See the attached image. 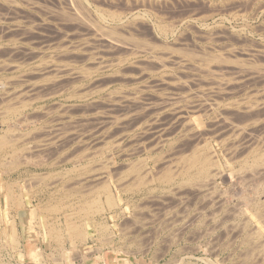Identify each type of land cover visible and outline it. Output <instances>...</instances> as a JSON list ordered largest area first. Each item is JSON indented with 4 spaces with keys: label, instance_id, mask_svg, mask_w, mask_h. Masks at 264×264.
<instances>
[{
    "label": "rangeland",
    "instance_id": "obj_1",
    "mask_svg": "<svg viewBox=\"0 0 264 264\" xmlns=\"http://www.w3.org/2000/svg\"><path fill=\"white\" fill-rule=\"evenodd\" d=\"M7 1V2H6ZM16 1V2H15ZM0 0V63L3 61V65H6L4 62H6L5 60H7V67L9 68L10 66H12V67H10L11 68V71H10V68L9 69H7L6 71H4L6 68H5V66H4V68L2 67V65L0 64V80H1V78L2 77H5V78H2V80H1V83H3V84H6V85H8V87H9V91H12V90H17L18 88H19V86H21L22 88H19V89H21V90H24V91H26V92H28V93H30V94H28V93H26L27 95H28V97L30 96L31 98H28V97H25L24 99H26V100H31V103H30V106L27 108V112L25 111V110H23L22 111V116H21V114L18 116V117H16L17 119H15V120H11V121H8V122H4V121H2L3 119H2V117H3V114L6 112L5 110H4V107H5V105H3L4 103H2L1 101H0V106L2 107V105H3V110L5 111H3L2 110V108L0 107V114H1V110H2V113L3 114H1L0 115V123L2 122L3 124H0V134H4L5 132H3V129H4V131H5V129H7V127L9 126L10 127V125L12 126H17V124H18V126L15 128V127H11L12 128V130H11V132H9V134H10V136H14V137H18V139L17 140H19L20 141V143H18L17 145H18V147H19V149L18 150H16V152L14 151V152H11V153H8L7 155L5 154V153H3L4 155H5V159H1V157H0V163L1 164H3L4 163V165H2V166H0V264H188V262L190 263V264H213L212 262H214L215 264H239L241 261L243 262V263H241V264H255L256 262V264H263V262H264V260H262L263 259V257L261 258V257H258V256H256V255H254V256H252V257H254V258H252V257H250L249 258V261L248 260H243L242 258H244V247L242 246H240L239 244L240 243H238V240H240L241 238H242V236L240 235V236H238L236 239H235V241L232 243V245H231V242H229L228 240H227V246H229V247H227L226 245H224V244H226L225 243V241L226 240H222L221 239V237H219L220 235L222 236V232H223V224L225 225V223L229 226V228L231 227V225H232V222H233V224L235 225L236 223H237V225L238 226H240V222L242 223V221H243V219H241L240 217H237L236 219H232V216H231V218H227L229 215H224L223 213H222V211L224 210V208H226V207H224L223 209H222V207H221V209H220V207H219V214L216 216L217 218H216V220H211L210 219V221H209V219L208 220H206L207 218H209V217H207V218H204V221H207V222H204V225H202L201 224V216H202V214H203V212L205 211V208H204V204L202 205V202H201V200L200 199H196L197 201H200V204H198L197 203V201L196 200H194V197L192 198V195L191 194H189V195H191V196H189L188 195V202H187V200L185 201V200H183V201H181V202H178L179 201V199L178 200H176L177 198V195L179 196V193L176 195L175 194V197L174 196H172V197H174L173 199L172 198H170L171 197V195H169L170 194V192L169 191H167L166 189H164L163 191H160V190H155L154 192H152V193H150L151 195H149L148 193H146V190L145 191H143V192H139V193H137V192H120L121 190L119 189V187H118V185L120 184L118 181H120V182H122L123 181V178L125 177V175L123 174V171H115V173H114V171L112 172V175L111 174H108V171H98L97 173H96V175H94L95 174V172L94 171H91L92 172V175H90L91 173H90V171H83V172H81V171H75V174H74V171H72V173H71V171L69 172V171H63L64 169L65 170H69V168L71 167V168H73L74 166H77V167H81L84 163L86 164V161H88L89 162V165H92V162L91 161H93V165L92 166H97L99 163H100V159H103V157H104V155H106V153H109V152H111V154L109 153V155L111 156L110 157V159H112L111 161H109L110 159L108 158L109 157V155H106L105 157H107L106 159L109 161V162H114V164L116 165V164H118L117 166H120L121 164H123L124 162H126V160H124L123 158L124 157H122L123 155H122V152H120V151H122L123 149H125V148H128V147H130L131 145H133V144H136L137 142L139 143L140 141L142 142L144 139H142V140H139L138 141V137H139V135L141 134V137L143 136L144 138H145V136H149V137H151V138H147L146 137V139L145 140H150L151 142L154 140V141H157V140H161V139H158L157 137H160V138H162L163 136H164V139H165V136H167V138H171V136H172V138H171V140L173 141V139L175 138V137H177L178 136V131H176L177 130V128H176V126H177V120L175 121V116L172 114V116H171V114L168 112V111H164V110H162V109H158V108H155V107H153V108H155V112H154V110H153V108H148L147 107V104H149V102L150 103H152V101H154L155 102V100L156 99H158V100H156V102L155 103H157V101H161L160 100V98H162V100L163 99H167V100H171V101H173V100H175L177 97H180V95L179 94H181V95H183V94H187V96L189 95V98H190V101H192L193 103H195V104H197V103H199V102H202V101H206L207 100V98H208V100L210 99V98H216V97H213V96H210V95H206V94H208L207 93V88H206V85L205 84H201V85H199V86H197V85H195V87L193 88V87H191L189 90L192 92V95H191V93H190V91H188V89H185V92L183 91L184 89H181V90H179V89H176V88H172L171 89V87L172 86H170V89H169V85H167L168 83V81L169 80H167L166 79V77L168 78V79H170L171 78V75H168V74H170L171 72H169L167 75H165V76H163V75H161L160 73H158V72H156L155 74H154V72L152 71L151 72V69L150 68H148L149 69V71H148V78L146 77L147 76V74L145 75H142L143 77H139V75H138V68L137 69H135L136 67H132V66H129L130 65V62H131V60L133 59V61H134V59H135V61L136 60H138L136 63H145V61L142 59V58H140L141 60H139V58H134V57H132V59L129 57V58H127L128 56L125 54V52H123L122 51V53H123V55L124 56H121L122 54H121V50H120V53H119V50L118 49H115V50H117V51H115L114 50V52L112 51V50H107V49H110V48H108V46H106L105 44H103L102 42L103 41H100V40H98L99 41V43L97 42V39L95 40V42L93 41L94 39L92 38V36L90 35V34H87L86 33V30H85V28H83L82 27V25L80 26L79 24H75V23H66V22H64L63 20H60L59 21V19L60 18H62V17H60L59 16V14L61 15V9L60 8H62L61 6H64V2L63 1H65V0ZM52 1V2H51ZM78 1V3H79V1H81L79 4L81 5L82 4V7L84 6V4L82 3L83 2V0H77ZM92 1V3H91V5L89 6V8L88 7H86V6H84L83 8L84 9H86L87 8V12H86V10L84 11L83 10V12H84V14L85 13H87V15L86 16H91L90 18L89 17H87V18H89V19H91V20H93L94 18L93 17H95V22L94 23H96V24H98V25H100V23H99V19L97 20V18L99 17L98 16V12L96 11L95 12V9H94V6H100L102 9H107V10H109V11H112V10H115V11H118L119 10V12H122L123 13V15L124 16H126L125 18H130V17H132V19L131 20H133V19H137L138 17H139V19H141L142 18V16H138V15H135L137 18H135V16H134V14L135 13H143L144 11H149L150 10V7H153V5H154V7L153 8H151V12L154 10V12H160L161 14H162V16L164 17V18H161V19H165V22H172V23H174L175 25L177 24H179V20L180 19H182V18H184L183 16L185 15V17H189V15L192 13V16H190L189 18H190V20H191V18H192V20H193V18H196V17H198L199 15L201 16V15H204V14H207V12H208V14L210 13V14H212V16L211 17H208V20H207V22H206V24H207V26H212V28L210 27V29H208V27L206 28V27H200V25L197 23V22H194V20H193V22H190L189 24L190 25H188V27H187V29L185 28V26H187L186 24H182V25H180L179 24V26L176 28L177 29V34L181 31V33L184 31V33H182L181 35L183 36V38H182V36L181 35H179L180 36V39H183V40H187L188 42L190 41V40H188V39H190L191 37L192 38H194V36L196 37L195 39H192L191 38V41H193V42H191V43H188L187 41L185 42V41H182V42H180V44L181 43H183V42H185L186 44L188 43V45L189 44H192V43H194V42H200V41H202L201 39L203 38L204 39V37L203 36H201V35H204L206 32L207 33H210V35H213L214 33H215V37L218 39H216L215 37H213V36H211L212 37V40H213V38H214V40L212 41V42H214V43H217V44H219V45H221V44H234V46L235 47H242L243 45L245 46V45H247L246 47H248L249 48V50H254V51H256L257 49H261V46L264 44V23L262 22V21H264L263 19H264V14H262V13H264V11L263 12H257V11H250V9L246 12V11H244V9H245V6H244V4L242 3V2H236V0H214L215 2V4H216V6L215 7H213L214 5H212V7H211V5H210V7H209V2H210V0H167V2H166V0H159V1H157V0H151L152 1V4H151V2H149L150 0H147V2H146V0L144 1V0H129V2H128V0H102V1H99V0H90V2ZM117 1V2H116ZM124 1H127L126 3L124 2ZM135 1H136V3H135ZM157 1V2H156ZM161 1V2H160ZM165 1V2H164ZM206 3H204V2ZM218 1V2H217ZM58 2V3H57ZM100 2V3H99ZM104 2V3H103ZM110 2V3H109ZM141 2V3H140ZM154 2V3H153ZM164 2V3H163ZM208 2V3H207ZM225 2H227V3H225ZM228 2H230V3H228ZM233 2V3H232ZM103 3V4H102ZM146 5H145V4ZM161 3V5L159 6V4ZM203 3V4H202ZM224 3V4H223ZM238 3V4H237ZM11 6L12 4H13V7L11 6V10L9 9V6ZM98 4H100V5H98ZM105 4H106V6H105ZM114 4V5H113ZM136 4L138 5V6H136ZM150 6H149V5ZM93 5V6H92ZM103 5V6H102ZM116 5V6H115ZM152 5V6H151ZM249 6H250V4H248ZM8 6V7H7ZM16 6H18L17 8H16ZM60 6V7H59ZM111 6V7H110ZM186 6V7H185ZM190 6V7H189ZM217 6H219V7H217ZM242 6V7H241ZM99 7V8H100ZM109 7V8H108ZM133 7H135L134 9H132ZM149 7V8H148ZM205 7V8H204ZM207 7V8H206ZM220 7H221V9H220ZM226 7V8H225ZM32 8H34V9H32ZM52 8V9H51ZM59 8V9H58ZM82 8V9H83ZM91 8H92V10H91ZM115 8V9H114ZM137 8V10L139 11H135V9ZM139 8V9H138ZM145 8V9H144ZM198 8V9H197ZM216 8H217V10H216ZM45 9V10H44ZM50 9V10H49ZM94 9V10H93ZM125 9H126V11H125ZM131 11H130V10ZM149 9V10H148ZM153 9V10H152ZM193 9H194V11H193ZM226 9V10H225ZM232 9V10H231ZM234 9V10H233ZM235 9H236V11H235ZM243 10V13H242V10ZM10 10V11H9ZM88 10H90V12H88ZM134 10V11H133ZM144 10V11H143ZM212 10V11H211ZM214 10H215V12H214ZM220 10V11H219ZM229 10L230 11H232V13H236L237 14V16H239V17H236V18H230L232 15H231V12H229ZM238 10V11H237ZM17 11V12H16ZM59 13H58V12ZM93 11H94V13H93ZM125 11V12H124ZM133 11V12H132ZM192 11V12H191ZM195 11H196V13H195ZM216 11H218V12H216ZM222 11V12H221ZM51 12V13H50ZM154 12H152V13H154ZM186 12V13H185ZM190 12V13H189ZM199 12V13H198ZM204 12V13H203ZM211 12H213V13H211ZM91 13V14H90ZM96 13V14H95ZM131 13H132V15H131ZM158 13H156V15L158 14ZM158 14L157 16H161V14ZM194 13H195V15H194ZM228 13V14H227ZM240 13H241V15H243L244 14V16L246 17V20L245 21H243L240 17ZM252 13V14H251ZM254 13V14H253ZM22 14V15H21ZM155 14V13H154ZM177 14V15H176ZM198 14V15H197ZM207 14V15H208ZM227 14V15H226ZM239 14V15H238ZM246 14V15H245ZM57 15V16H56ZM97 15V16H96ZM170 15V16H169ZM181 15V16H180ZM188 15V16H187ZM223 15V16H222ZM231 15V16H230ZM159 16V17H160ZM195 16V17H194ZM230 16V17H229ZM178 17H179V19H178ZM181 17V18H180ZM226 17V18H225ZM18 18V19H17ZM154 19H155V16H154ZM154 19H141V21H143V22H140V21H138L137 22V20L135 21V26H133V28H136V27H138V28H136V30L135 29H133L132 31H131V33L134 35V38H141V39H144V37H145V39H147V38H151L152 37V40L150 39V41H152V42H154V43H156L157 42V44H161V42L159 41L158 42V40H160V39H162L161 37L160 38H157L156 37V39H158L157 41H156V39H155V36L156 35H158L159 36V34H158V31H156V29H152V26H151V24L152 23H154L155 21H156V19L154 20ZM220 19V20H219ZM228 19V20H227ZM231 19V20H230ZM233 19V20H232ZM238 19V20H237ZM169 20V21H168ZM175 20V21H174ZM191 20V21H192ZM144 21H146L147 22V24H149L150 26H148V25H146V22H145V24H140V23H144ZM153 21V22H152ZM174 21V22H173ZM178 21V22H177ZM57 22V23H56ZM98 22V23H97ZM240 22V23H239ZM62 23H64V24H62ZM219 23H221V24H223V27H222V25L221 24H219ZM247 24V25H244V24ZM18 26H16V25ZM137 24H139V25H137ZM191 24H195V26L199 29V31H198V29H196V27L195 26H193V25H191ZM197 24V25H196ZM212 24V25H211ZM218 24L220 25V26H218ZM64 25V26H63ZM140 25H141V28H140ZM146 26V27H143V28H147V29H143L142 28V26ZM241 25V26H240ZM244 25V26H243ZM258 25V26H257ZM76 26V27H75ZM79 26H80V28H79ZM189 26H191V27H193V30H191L192 28L191 27H189ZM260 26V27H259ZM261 26H262V28H261ZM10 27H12L11 29V31H5V29L7 28L8 30H10ZM16 27L19 29H16ZM26 27V28H25ZM82 27V28H81ZM150 29H149V28ZM182 27V28H181ZM20 28H21V30H20ZM47 28V29H46ZM140 28V29H139ZM194 28L196 29V31L194 30ZM201 28V29H200ZM206 28V29H205ZM214 28V29H213ZM32 29V30H31ZM59 29V30H58ZM143 29V30H142ZM179 29V30H178ZM190 29V30H189ZM256 31H255V30ZM15 30V31H14ZM26 30V31H25ZM209 30H210V32H209ZM215 30L217 31V32H215ZM224 30H226V31H224ZM262 30V31H261ZM13 31V32H12ZM77 31V32H76ZM80 31V32H79ZM83 31V32H82ZM139 33H138V32ZM141 31V32H140ZM155 32V33H152V32ZM191 31V32H190ZM196 32V33H193L192 34V32ZM200 31H201V33L202 34H200ZM213 31V32H212ZM228 31V32H227ZM244 31V32H243ZM4 32V33H3ZM74 32H75V34H74ZM101 32H103V30H101ZM151 32V33H150ZM190 32V33H189ZM198 32V33H197ZM257 32H258V34H257ZM261 32V33H260ZM7 33V34H6ZM85 33H86V35H85ZM141 33V34H140ZM146 33H150L149 35H147ZM185 33H187V34H185ZM191 34V37L190 38H188L189 37V34ZM213 33V34H212ZM221 33V34H220ZM14 34V35H13ZM20 34V35H19ZM61 34V35H60ZM84 34V35H83ZM126 34V33H125ZM138 34V35H137ZM143 34H145V36L143 35ZM154 35V38H153V35ZM180 34V33H179ZM184 34V35H183ZM199 34V35H198ZM216 34H217V36H216ZM2 35V36H1ZM31 35V36H30ZM76 35H79V37L78 36H76ZM127 35V34H126ZM138 37H137V36ZM150 35H152V36H150ZM194 35V36H193ZM218 35L220 36V38H221V35H222V37H223V39L221 40L219 37H218ZM226 35V36H225ZM231 35H237V37L239 38V40H240V42L236 39H233V37L231 36ZM241 35V36H240ZM244 35V36H243ZM66 36H68V37H66ZM150 36V37H149ZM197 36H198V38H197ZM201 36V37H200ZM227 36H229L230 38L228 39V37ZM261 36V37H260ZM2 37V38H1ZM92 38L93 40H88L89 41V43H88V41L86 40L87 38ZM227 39H226V38ZM236 36L234 37V38H237ZM240 37H242V38H245L246 40H243L242 38H240ZM11 38H13V39H11ZM67 38V39H66ZM186 38H188V39H186ZM199 38H200V40H199ZM232 38V40H230ZM248 38V39H247ZM258 38V39H257ZM17 39V40H16ZM84 39L86 40V41H84ZM171 39V40H170ZM13 40V41H12ZM80 40V41H79ZM155 40V41H154ZM173 39L172 38H169V42H171ZM198 40V41H197ZM220 40V41H219ZM8 41H10V42H8ZM65 41V42H64ZM67 41V42H66ZM73 41V42H72ZM75 41V42H74ZM77 41V42H76ZM225 41V42H224ZM236 41H238V42H236ZM250 41V42H249ZM2 42V43H1ZM62 42V43H61ZM72 42V43H71ZM81 42V43H80ZM82 42H87V44H85L84 46H88L89 44L91 45H89V47H87V49L86 48H84L85 49V51H86V53H92V50L94 51L93 52V55L96 57V58H99V60H101L102 59V61L105 63V61L104 60H106L107 59V61H106V63L108 62V59H109V61H111V62H108V63H112V62H114L113 61V59L114 60H116L117 61V59L119 58V56H120V58H127V60H126V62H125V60H124V64L122 65V66H120V67H118V69H119V71H117V73L119 74V72H120V74H119V76H113V78L115 79H113V81L114 82H112V77H110V75H113L112 74V72H114V70L112 69V70H105L104 72L103 71H96V73L95 72H93L90 76L91 77H89V81L91 80V79H93L94 77L96 78V77H101V76H104L105 78L107 77V79H105L104 77H101V78H99L100 80H101V82H102V80H104L103 82H105L104 83V86H102L103 85V82L101 83L100 82V80H96L95 78H94V80H92V81H90V83L88 84V79L86 80V81H83V85H84V87H83V85L82 84H80V83H78V82H75L74 80V82H72V80H70L71 78H69L68 77V71H67V67H68V69H69V67L71 68V67H79V66H81V64L82 63H80V61H79V59H77V56H78V54H76L75 55V50H77V48L79 47V45L80 44H82ZM91 42H93V43H91ZM129 42V44H134V41L133 40H129V41H127V43ZM241 42L243 43L242 45H241ZM245 42V43H244ZM254 42V43H253ZM260 42H262V43H260ZM62 44V46H63V48H65L66 46L68 47L69 46V49L68 50H63V48H62V46L61 47H59L61 44ZM66 43V44H65ZM69 43V44H68ZM77 43H79V44H77ZM96 45H95V44ZM105 43V42H104ZM185 43L184 44H182V45H176V46H182V48H185L186 46H188V45H186L185 46ZM238 43V44H237ZM247 43H249V44H247ZM13 44H14V46H13ZM31 44V45H30ZM60 44V45H59ZM77 44V46H75ZM101 44V45H100ZM235 44H237V46L235 45ZM256 44V45H255ZM259 44V45H258ZM18 45H19V48H18ZM20 45H22V47L20 46ZM48 45H50V46H48ZM58 45V46H57ZM104 45L106 46V48L104 47ZM192 45H194V44H192ZM241 45V46H240ZM261 45V46H260ZM2 46V47H1ZM4 46V47H3ZM15 47L14 49H11L10 47ZM48 46V47H47ZM57 46V48L59 49V50H57V49H55V47ZM101 46V47H100ZM12 47V48H13ZM53 47H54V49H53ZM91 47V48H90ZM94 47V48H93ZM98 47V48H97ZM158 47H159V45H158ZM191 46L189 45L188 46V48L189 49H191L190 48ZM245 47V48H246ZM250 47H251V49H250ZM256 49H255V48ZM258 47V48H257ZM18 50H17V49ZM46 48V49H45ZM60 48H62V49H60ZM102 48V49H101ZM160 48H162L161 50H163V47H160ZM244 48V47H243ZM248 48H246V49H248ZM11 49V50H10ZM20 49V50H19ZM24 49V50H23ZM32 51H31V50ZM262 49H264V46L262 47ZM3 51V53H2V51ZM10 52H9V51ZM13 50H14V52H13ZM16 50V51H15ZM28 50V51H27ZM72 50H73V52H72ZM88 50V51H87ZM100 50V51H99ZM8 51V52H7ZM30 51V52H29ZM40 51V52H39ZM43 51V52H42ZM55 53H54V52ZM112 51V52H111ZM26 54H25V53ZM38 52V53H37ZM42 52V53H41ZM64 52H67V54L66 53H63ZM71 52V53H70ZM116 52H117V54H116ZM5 53V54H4ZM9 53V54H8ZM21 53V54H20ZM30 55H29V54ZM61 53H62V55H63V60L61 59V58H59V57H62V55H61ZM74 53V54H73ZM103 53V54H102ZM106 53V54H105ZM127 53V52H126ZM14 54V55H13ZM38 55L36 58H35V56L34 55ZM51 54V55H50ZM58 54V55H57ZM70 54H72V55H70ZM111 54V55H110ZM113 54V55H112ZM2 55V56H1ZM39 55H40V57H41V59H38V57H39ZM46 55V56H45ZM56 55V57H58L57 59H52V58H54V56ZM61 55V56H60ZM66 55V56H65ZM74 55H75V59H74ZM100 57H99V56ZM6 56V57H5ZM15 56V57H14ZM33 56H34V58H33ZM116 56V57H115ZM3 57H5V58H3ZM39 57V58H40ZM52 57V58H51ZM70 57H71V59H70ZM118 57V58H117ZM10 58V59H9ZM12 58V59H11ZM23 58V59H22ZM28 60H27V59ZM30 58V59H29ZM71 60V62L69 61V59ZM105 58V59H104ZM123 58V59H124ZM254 57H252V59H253ZM1 59H3V60H1ZM5 59V60H4ZM10 61H9V60ZM17 59V60H16ZM32 59L35 61V59H36V61L34 62H32ZM44 59H46L45 61L46 62H44L43 60ZM50 59H52L53 61H54V63H53V61H48V60H50ZM62 61H61V60ZM67 59H68V61H67ZM129 59V60H128ZM255 59V60H254ZM253 59V62L254 61H258V59H256V58H254ZM24 60H26V61H28V62H26V61H24ZM40 60H42V61H40ZM66 60V61H65ZM98 60V59H97ZM143 60V61H142ZM14 61V62H13ZM19 64V61H20V66H21V68H20V70H18V68H19V65L17 64L16 65V62ZM50 62V63H48V62ZM62 62L61 63V65H60V63H58L59 65H60V69H62L61 71H60V69H57L56 67L57 66H55V68H56V70H54L55 71V74H53V70L52 71H49L48 70V73L46 74H42V77L43 78H47L48 77V79H51V78H59V79H57L56 81H55V79L54 80H46L45 79V81L43 80V79H41L40 80V82H38L39 81V79L41 78V76L39 75L38 76V74L36 75V77H35V75L33 76L34 78H37V79H34V78H32V76H31V78L33 79H31V78H28L29 76H30V72H31V70H35L36 68H37V66H34V65H36L37 64V62H40L39 63V66L41 65H43L44 63V65H46V63H48V64H55L56 65V63L57 62ZM74 61V62H73ZM78 61V62H77ZM25 62V63H24ZM52 62V63H51ZM64 62H66V64L64 63ZM68 62H70V63H68ZM77 62V63H76ZM128 62V63H127ZM263 62V64H264V60L262 61ZM12 64V63H14V66L13 65H10V64ZM23 63L24 64H26V66H24L23 67V70H22V66H23ZM36 63V64H35ZM43 63V64H42ZM75 64L76 66H74V65H72V64ZM8 64H9V66H8ZM31 64H33V65H31ZM67 64H69V65H67ZM28 65H30L29 67H28ZM62 65H63V67H62ZM125 65H127L128 67H126V69L125 68H122V67H125ZM141 65V64H140ZM15 66H17L18 68H16ZM117 66V65H116ZM142 66H145V64H143ZM248 66V65H247ZM251 66V65H250ZM13 67H14V69H13ZM28 69H27V68ZM33 67V68H32ZM35 67V68H34ZM62 67V68H61ZM64 67H66L65 69H64ZM130 67V68H129ZM131 67H132V69H135V70H133L132 72L134 73L135 72V75L134 74H132V73H129V72H131ZM31 68V69H30ZM54 68V69H55ZM114 68H116L117 69V67H115L114 66ZM128 68H129V70H128ZM3 69V70H2ZM13 69V70H12ZM17 69V70H16ZM27 69V70H26ZM30 69V70H29ZM63 69H64V71H63ZM251 70L252 71H255V70H253L252 68H251ZM3 71V72H2ZM9 71V72H8ZM21 71V72H20ZM26 71H28L27 73H26ZM30 71V72H29ZM58 71L61 73H58ZM67 71V72H66ZM248 71H250V68H249V70H247V71H244V73H247ZM252 71H250V73L252 72ZM5 72H8V73H6V75H2V74H5ZM14 72H16V73H14ZM23 72V73H22ZM57 72V73H56ZM109 72V73H108ZM126 73V77H125V74L124 73ZM12 73V74H11ZM19 73H22V74H19ZM33 73V72H32ZM35 73V72H34ZM33 73V74H34ZM52 73L53 74V76L52 75H50V74ZM64 73V74H63ZM66 73V74H65ZM91 73V72H90ZM95 73V74H94ZM106 73H108V74H106ZM127 73H128V77L132 80H130L129 81V78H127ZM151 73V74H150ZM174 73L175 74H177V72H175L174 71ZM16 74H19V76H17ZM59 74V75H58ZM101 74V75H100ZM110 74V75H109ZM124 74V75H123ZM1 75H2V77H1ZM14 75V76H13ZM15 75H16V78H14L15 77ZM24 75V76H23ZM27 75H29V76H27V78H25ZM49 75V76H48ZM55 75H58L57 77L55 76ZM61 75V76H60ZM94 75V76H93ZM106 75V76H105ZM121 75H123L122 76V78H123V80L122 79H119L120 77H121ZM132 75V76H131ZM136 75H138L137 77L138 78H140V79H138L137 77H136ZM153 76L154 75V77L155 76H157V77H155L156 78V80H155V78L154 77H151V76ZM159 75H160V77H159ZM174 75V74H173ZM185 74L183 73V76H184ZM228 75H231L230 77H229V79L230 78H233V80H229L231 83L233 82V81H235L236 79L238 80V82L241 80V82H242V84H241V82H239L240 84H235L236 83V81L235 82H233L231 85L230 84H228L227 86H226V90L229 92V90L231 91L232 89V93L233 94H231L230 92L228 93L229 95H230V97H231V99H234V101L236 100V101H245L244 103H246V101L247 102H250V101H253L252 99H255V97L256 98H264V94L262 93V92H260V91H264V85H262V84H264V77H260L259 78V76H258V78L257 77H250V79H252V81L251 80H248L249 78V76H244L243 77V75H236V73H232V74H227L226 75V78H228L227 76ZM7 76L9 77H13L14 79H15V81L16 82H21L22 80L24 81V80H26V79H28V80H26V82L24 83L23 81L20 83V85H19V83L17 84L16 82H13L12 81V79L13 78H11L10 80H9V78H7ZM22 76H23V79H22ZM51 76V77H50ZM55 76V77H54ZM108 76H109V78H108ZM141 76V75H140ZM161 76H163L162 78H163V80L162 81H160L161 79ZM189 76H191L190 74H189ZM237 76H238V78H237ZM18 77H19V79H18ZM50 77V78H49ZM63 77V78H62ZM69 78V80L72 82V84H67V83H65L68 79H66V78ZM116 77H118V78H116ZM159 77V78H158ZM170 77V78H169ZM192 77H195V76H193L192 75ZM236 77V78H235ZM239 77H241V78H239ZM246 77V78H245ZM66 79V81L65 80H62V79ZM125 78H126V83H125ZM138 81H140V83H139V81L138 82H136V80ZM151 78V80L152 81H150V80H148V79H150ZM164 78L166 79L165 81H164ZM190 79H191V77H189ZM235 78V79H234ZM244 78V79H243ZM254 78H256V79H254ZM3 79H5V80H3ZM7 79V80H6ZM18 79V80H17ZM20 79H22V80H20ZM29 79H31V81H29ZM109 79H111V81H106V80H109ZM159 79V80H158ZM240 79V80H239ZM247 79V81H245ZM259 79H261V80H259ZM20 80V81H19ZM37 82H36V81ZM44 81V84H43V81ZM116 80H117V82H116ZM246 82V83H243L244 81ZM5 81H7V82H5ZM12 81L13 83H15V84H12V82H11V84H9L10 82ZM30 83H29V82ZM33 81L36 83V85L33 83ZM56 83H55V82ZM57 81H59V83L57 82ZM61 81V82H60ZM65 81V82H64ZM95 81V82H94ZM97 81V82H96ZM120 81V82H119ZM122 81V82H121ZM155 81H156V83H155ZM158 81V82H157ZM5 82V83H4ZM32 82V83H31ZM42 82V85L43 86H41L40 85V83ZM45 82H47V83H45ZM68 82V81H67ZM112 82V83H111ZM128 82H130V84H128ZM133 82H135V83H133ZM142 82H144L143 83V86H142ZM145 82H147L146 84H145ZM166 82V83H165ZM202 82H203V80H202ZM248 82V83H247ZM263 82V83H262ZM0 83V84H1ZM27 83H29L31 86L32 85H35L34 86V88L35 89H38L39 88V86H38V84L40 85V88L42 89H44V90H46V94H45V92H44V90H43V92H44V95H43V93H42V95H41V91H39L40 89H38V91L37 90H34V88L33 87H31L30 85H28ZM38 83V84H37ZM49 83V84H48ZM61 83H62V86H61ZM68 83H70V82H68ZM74 83H76V86H81V87H83L82 89L81 88H77L76 86H75V84ZM98 83H99V85H101V86H98ZM108 83V84H107ZM120 83H122V84H120ZM151 83V84H150ZM155 85H154V84ZM160 83H161V85H160ZM163 83H164V85L165 86H163ZM206 83V82H205ZM45 84H47V85H45ZM54 86L53 88H52V86ZM74 84V85H73ZM85 84H87V85H85ZM96 85V86H92V85ZM118 84V85H117ZM124 84H126V85H124ZM128 84V85H127ZM140 84V85H139ZM144 84H145V86L146 87H144ZM147 84H149V85H147ZM152 84L154 85L153 86V88L151 89L150 87H152ZM14 85V86H13ZM26 85H28V86H30L29 88H28V86H26ZM50 87H49V86ZM64 85H66V86H64ZM74 86L72 89H71V86ZM88 85H90V87L88 86ZM110 85V86H109ZM119 85H120V87H119ZM121 85H124V86H121ZM131 85H133V86H131ZM151 85V86H150ZM160 86V87H158V86ZM205 85V86H204ZM237 85V86H236ZM240 86V88H239V86ZM2 86V85H1ZM23 86H26V89H29V90H26L25 88L23 89ZM45 86L46 87H48V88H46L45 89ZM61 86V87H60ZM65 87V89H64V87ZM85 86H88L87 87V90H85L86 89V87ZM98 86V88H99V90H96V89H94L95 87H97ZM106 86V87H105ZM118 86V87H117ZM128 86H129V88H128ZM131 86V87H130ZM196 86H197V89H196ZM203 87V89L201 88V87ZM234 88H233V87ZM262 86V87H261ZM7 87V88H8ZM13 89H12V88ZM16 87H17V89H16ZM70 87V88H69ZM92 87V88H91ZM116 87V88H115ZM124 87H126V89L124 88ZM133 87H134V89H133ZM147 87H149V88H147ZM163 87V89L164 90H161V88ZM164 87H168L166 90H165V88ZM229 87V88H228ZM244 87V88H243ZM30 88H32L33 89V93H32V89H30ZM59 88H63L64 90H61V89H59ZM85 88V89H84ZM88 88H91V89H93L94 90V92H93V94L91 93V89H88ZM104 88H106V89H104ZM108 88V89H107ZM121 88V89H120ZM132 90H131V89ZM137 88V89H136ZM139 88V89H138ZM140 88H141V90H140ZM232 88V89H231ZM238 88V89H237ZM256 88V89H255ZM260 88V90H258ZM263 88V89H262ZM18 89V90H19ZM47 89H49L48 91H47ZM58 89V90H57ZM68 89H70L71 90V92H70V90H68ZM101 89H103V90H101ZM110 89V90H109ZM115 91H114V90ZM119 89V90H118ZM145 91H144V90ZM158 89V90H157ZM206 89V90H205ZM234 89H236V90H234ZM244 91H243V90ZM256 90L255 92H256V94L257 95H259V97H257V95L256 94H254V90ZM54 90V91H53ZM56 90V91H55ZM77 90V91H76ZM87 91L88 92V95L89 94H92V96H90L91 98L89 99L90 101H91V99H94V100H92V101H95V102H88L87 101V103H88V105L86 104V102H84L83 103V101H81L80 102V100H75L76 98L75 97H69V96H75V95H72L74 92L73 91H76V92H78V91ZM90 90V91H89ZM109 90V91H108ZM111 90H113V91H111ZM137 92H135V91ZM139 90V91H138ZM155 90V91H154ZM172 90H173V92L174 93H176L177 94V90H178V93L179 94H177V95H179V96H176V95H174V97H175V99H172V98H174L173 97V95L172 94H174V93H172ZM196 90H198L197 92V94H195L196 93ZM239 90V91H238ZM8 91V90H7ZM29 91H31V92H29ZM49 91H51L50 93H49ZM53 91V92H52ZM59 91V92H58ZM66 91V92H65ZM68 91V92H67ZM78 92V94L79 93H81V92ZM104 91V92H103ZM122 91V92H121ZM126 91V92H125ZM128 91H129V93H128ZM133 91H134V93H133ZM164 91H166V93H164ZM176 91V92H175ZM188 91V92H187ZM205 92V97L203 96V92ZM241 91V92H240ZM249 91V92H248ZM257 91L259 92V93H257ZM37 94H36V93ZM39 92H40V94H39ZM64 92V94H62V93ZM73 92V93H72ZM75 92V93H76ZM90 92V93H89ZM96 92H98V94L96 95ZM109 92H110V95L112 96V94L114 95V96H116L117 97V95L119 96V95H121V96H119V97H117L118 98V100H117V98L116 97H114L113 96V98L111 97V101L109 102V101H107L108 99H110V98H105V97H107V95H105V94H108V97H109ZM113 92V93H112ZM121 92V94H119V93ZM124 92V93H123ZM133 93V94H131V93ZM140 92V93H139ZM168 92H170V93H172L171 94V96H169L170 97V99L169 98H167V96L168 95H170V93H168ZM184 92V93H183ZM193 92H195V93H193ZM200 92H202L201 94H200ZM236 92H237V94H236ZM35 93V94H34ZM52 93H54V95H52ZM58 93V95H56V94ZM60 93V94H59ZM67 93V94H66ZM69 93V94H68ZM128 93V94H127ZM139 93V94H138ZM150 93V94H149ZM163 94V96H166V94H167V96L165 97V98H163V96H161L162 94ZM246 93V94H245ZM252 93L254 94L253 96H254V98H253V96L252 97H250L249 99L247 98L248 96H251L252 95ZM260 93H262V94H260ZM32 94V95H31ZM35 96H34V95ZM52 96H51V95ZM71 94V95H70ZM77 94V93H76ZM127 95V96H125V95ZM134 94H138V96L140 97V100L138 101H136V99H138L139 97L137 96V95H134ZM143 94H146V96L145 95H143ZM198 94H200V95H198ZM248 94H250V95H248ZM6 94H4V96H5ZM38 95H40V98H39V96ZM48 95V97H46V96ZM67 95H69V96H67ZM101 95V96H100ZM129 95H130V97H129ZM141 95V96H140ZM147 95H148V97H147ZM193 96V97H191V96ZM196 95V96H195ZM201 95L204 97H201ZM231 95H233V96H231ZM238 95V96H237ZM261 95V96H260ZM3 96V95H2ZM37 99V96H38V100H35L34 99V97ZM49 96H51V97H49ZM55 96V97H54ZM66 96H67V98L68 99H66ZM98 96V97H97ZM125 98H124V97ZM161 96V97H160ZM197 96L198 97H200L199 98V101H197L196 102V100H198V98H197ZM207 96V97H206ZM227 97H229L228 95H226ZM263 96V97H262ZM42 97L44 98V101L42 100ZM48 98V99H46V98ZM101 97V98H100ZM123 97V98H122ZM126 97H129L131 100H132V98H133V100L132 101H128L127 102V100H130L129 98H126ZM172 97V98H171ZM195 97H196V99H195ZM243 97V98H242ZM244 97H245V100H244ZM28 98V99H27ZM193 98V99H192ZM201 98H203V100L201 101L200 99ZM218 98V97H217ZM240 98H242V100H238V99H240ZM247 98V99H246ZM34 99V100H33ZM75 101H74V100ZM95 99H97V100H95ZM116 99V100H115ZM126 99V100H125ZM141 99H143V100H141ZM219 100H220V98H218ZM48 100V101H47ZM71 100V101H70ZM99 100H102V102L101 101H99ZM113 100H115V101H113ZM120 100L122 101V102H124V103H122V102H120ZM146 100V101H145ZM195 100V101H194ZM34 101L36 102V104H34ZM38 101V102H37ZM52 101V102H51ZM105 101H107V102H105ZM120 102L119 104H116V103H114V102ZM134 101L136 102V103H134ZM144 101L145 102H147V104L145 103L144 104ZM233 101V100H232ZM57 102V103H56ZM97 102V103H96ZM105 102V103H104ZM113 102V103H112ZM127 102V103H126ZM135 104L134 106L132 105L133 103ZM142 102V103H141ZM222 102H224V101H222ZM51 103V104H50ZM54 103V104H53ZM60 103H62V104H60ZM75 104V106H73L74 104ZM78 103H80V105L78 104ZM90 103V104H89ZM93 103V104H92ZM95 103H96V105H95ZM111 103V104H110ZM129 103H131V104H129ZM138 103V104H137ZM32 104V105H31ZM40 104H41V106H40ZM44 106H43V105ZM48 104H50V105H48ZM56 104V105H55ZM68 105V106H66V105ZM83 104V105H82ZM92 104V105H91ZM101 104V105H100ZM105 104H106V106H105ZM109 104V105H108ZM114 104H116V105H118L119 107H117L116 105H114ZM122 104H125L124 106L122 105ZM128 104V105H127ZM47 105V106H46ZM54 105V106H53ZM57 105H61V109L62 110H59V112L58 111H56V109L58 110V109H60V106H58L59 108H57ZM69 105H72V106H69ZM77 105V106H76ZM87 105V106H86ZM108 105V106H107ZM120 105L121 106H123V107H120ZM129 105H131V106H129ZM137 105V106H136ZM143 106V107H145V108H142V110L141 109H138V107L139 106ZM31 106L33 107V108H31ZM41 107V109H43V107H45V109H47L46 110V113H49V110H50V115H47L46 117H45V109H43L44 111H41V109L39 108V107ZM43 106V107H42ZM48 106H50V108L48 109ZM63 106V107H62ZM83 106V107H82ZM85 106V107H84ZM96 106V107H95ZM112 106V107H111ZM127 106V107H126ZM129 106V107H128ZM133 106V107H132ZM141 106V107H142ZM34 107L36 108V111H35V109H34ZM47 107V108H46ZM52 107H54V108H52ZM55 107H56V109H55ZM69 107V108H68ZM79 107V108H78ZM94 107V108H93ZM102 107V108H101ZM105 107V108H104ZM116 107V108H115ZM124 107H126V108H124ZM130 107H132V108H130ZM65 108V109H64ZM76 109V110H74V109ZM84 110H82V109ZM91 108V109H90ZM98 108V109H97ZM123 108V109H122ZM134 108H135V110H134ZM30 109H32V110H30ZM39 109V110H38ZM51 109H53V111L51 110ZM67 109V110H66ZM73 109V110H72ZM78 109V110H77ZM88 109V110H87ZM95 109H97V110H95ZM144 109H147V111L146 110H144ZM152 111H151V110ZM37 110L39 111V113H40V111L44 114V116H42L43 114H39L38 112H37ZM82 110V111H81ZM129 110V112L127 113V111ZM133 110V111H132ZM141 110V112H142V114H141V112L139 113V111ZM162 112H161V111ZM34 113H33V112ZM65 111V112H64ZM72 111V112H71ZM91 111V112H90ZM94 111H96V112H94ZM99 111V112H98ZM109 111V112H108ZM118 111V112H117ZM122 111V112H121ZM132 111V112H131ZM32 112V113H31ZM38 113V121H37V113ZM76 112V113H75ZM81 112V114H79ZM85 112V113H84ZM100 112H101V114H100ZM131 112V113H130ZM146 114H145V113ZM150 112V113H149ZM152 112V113H151ZM165 112V114H163ZM264 112V111H263ZM25 113V114H24ZM28 115H27V114ZM30 113H31V115H30ZM36 113V114H35ZM83 113V114H82ZM107 113V114H106ZM128 114V118H126L123 114ZM138 114L137 116H136V114ZM154 113V114H153ZM32 114H35V117L32 115ZM78 114V115H77ZM96 114V115H95ZM103 114V115H102ZM110 114V115H109ZM114 114V115H113ZM118 114V115H117ZM132 115L131 117H132V122L129 120V119H131V117L129 116V115ZM139 114H141V115H139ZM147 114H152V116H150V115H147ZM162 114V115H161ZM24 115H26L27 116V118L25 117V119H24ZM33 116L34 118V122H33V124H31V121L33 120H31V119H29V118H31L30 116ZM56 115V116H55ZM57 115H58V117H57ZM82 115H84V116H82ZM107 115V116H106ZM117 115V116H116ZM124 116V117H120V116ZM157 115L158 116H160V118H158L157 117ZM40 116H41V118H40ZM50 118H49V117ZM51 116L52 117H54L52 120H48V119H51ZM60 116H63V117H65V118H63V120H62V118L60 117ZM68 117V120L66 119L67 117ZM90 116V117H89ZM141 116V120H140V117ZM145 116V117H144ZM153 116H156V118L155 117H153ZM173 117L172 119H171V117ZM211 116H213V115H210V117ZM19 117H21L22 119L20 120V118ZM44 117H45V121H44ZM60 117V118H59ZM71 118V120L73 121V122H70L71 120H70V118ZM87 117V118H86ZM135 117V118H134ZM153 119V120H151V118ZM203 117V116H202ZM19 118V119H18ZM72 118H75V120L76 121H74ZM93 118H95V119H93ZM100 118H103L102 120L100 119ZM118 118H119V120H118ZM120 118L121 119H123L124 121H126L125 123H124V121H122V120H120ZM138 118V119H137ZM150 118V119H149ZM154 118L156 119V120H154ZM158 118V119H157ZM194 119H195V117H193ZM26 119H28V122H30V124L29 123H27V120ZM42 119V120H41ZM55 119H56V122H55ZM57 119H59V120H57ZM79 119V120H78ZM125 119H127V120H125ZM136 121H135V120ZM145 119V120H144ZM203 120H202V123H204V124H201V126L203 125L205 128H206V126L208 127V128H211V127H209L208 125H210V122L209 121H211V118H205L204 119V117L202 118ZM208 119H210V120H208ZM26 120V123H23L24 121ZM29 120H31V121H29ZM46 120L47 121H49V125L46 123ZM66 120H67V123H66ZM83 120V121H82ZM93 120V121H92ZM105 120H107V121H105ZM109 120H112L111 122H115L116 120L119 122V121H121V122H117L116 121V123H111V122H108ZM137 120H140L139 121V123L137 122ZM146 120H148V121H146ZM150 120V121H149ZM157 120H158V122H157ZM40 121V122H39ZM44 121V122H43ZM62 121H64V123H62ZM68 121H69V123H68ZM81 121V122H80ZM89 121V122H88ZM104 121V122H103ZM127 121H129V122H127ZM141 121L143 122V121H145L143 124H145V125H143V124H141ZM153 121H155V126H154V123H152ZM160 121V122H159ZM168 121V122H167ZM173 121V122H172ZM208 122V124H207V122ZM12 122V123H11ZM13 122H14V124H13ZM17 122V123H16ZM43 122V123H42ZM50 122H54V123H50ZM57 122H61L60 123V126L58 125L59 123H57ZM76 122V123H75ZM77 122H78V124H77ZM84 122V123H83ZM150 122L152 123V124H150ZM172 123V124H170V123ZM205 122H206V125H205ZM16 123V124H15ZM71 123V124H70ZM72 123H73V126H72ZM80 123V124H79ZM82 123V124H81ZM96 123V124H95ZM98 123H99V125H98ZM108 123V124H107ZM111 123V124H110ZM123 123L125 124V125H123ZM129 123V124H128ZM133 125H132V124ZM135 123H137V124H135ZM175 123H176V125H175ZM215 123V124H214ZM216 123L217 122H211V126H212V128L214 127V128H216V129H214L213 128V130L211 131V132H215V134H216V132H218L219 130H222V129H220V128H222L220 125H221V122H219V124L217 123V125H218V128H217V125H216ZM6 124H7V127H3V126H6ZM10 124V125H9ZM20 124V125H19ZM21 124H25V127H24V125H21ZM28 124V125H27ZM42 125V127H48L47 128V130H49V128H50V131H47L46 130V128H41V126H39V125ZM43 124L45 125V124H47V126H43ZM68 124H70V126L68 125ZM85 124V125H84ZM109 124L110 125H112V126H109ZM117 124H119V125H117ZM138 124H140V125H138ZM150 124V125H149ZM168 124V125H167ZM169 124L171 125V127L169 126ZM174 124V126H172ZM38 125V126H37ZM55 126V127H60V128H58L57 127V129L55 128V127H53L54 128V130L52 131V127L51 126ZM63 125V126H62ZM77 125V126H76ZM98 125V126H97ZM105 125V126H104ZM118 126V128H115V127H117ZM138 126V127H140V128H138V127H134V126ZM142 125H143V127H142ZM153 127H152V126ZM160 125V126H159ZM50 126V127H49ZM67 126H69V127H67ZM83 126V127H82ZM102 126V127H101ZM107 126V127H106ZM109 126V127H108ZM113 126H115V127H113ZM124 126V127H123ZM127 128H126V127ZM135 129L136 128V130H134L132 127ZM144 126L146 127V128H144ZM150 126V128L152 129V130H158V132H157V130H156V132H155V130L154 131H151V129L150 128H148ZM165 126V127H164ZM3 127V128H2ZM34 128V129H36L37 127V129L36 130H38V129H43V130H41V131H39V133H37L38 131H36V130H33V129H31V128ZM78 127H79V129H78ZM82 127V128H81ZM105 127V128H104ZM111 127V128H110ZM121 127H123V128H121ZM129 127H131V128H129ZM163 127V128H162ZM167 127H169V129H173L172 130V133L170 134L169 132H171V130H169ZM52 128V129H51ZM63 128V129H62ZM75 128H77V129H75ZM84 128V129H83ZM91 128V129H90ZM108 128H110L111 130L109 131V129ZM176 130H175V129ZM14 129H15V131L17 132L18 131V134L14 131ZM19 129V130H18ZM22 129V130H21ZM56 129V130H55ZM60 129V130H59ZM67 129V130H66ZM70 129H72L71 131H73V132H71L70 131ZM88 129V130H87ZM102 129V131H100ZM107 131H105V130ZM138 129H141L140 130V132H139V130ZM143 129H148L147 131H145V130H143ZM149 129H150V131L151 132H149ZM166 131H165V130ZM26 130V131H25ZM30 130L32 131V133L31 134H33V135H35V134H37V135H35V136H38V138H39V136L41 137V135H43L42 137L43 138H40V142H39V139H36L37 137H35V136H33V137H31L32 135H30ZM46 131V132H48V134L46 133V132H43V131ZM61 130H64V132L66 131V133L68 134L69 132H68V130L70 131V133L73 135H71L70 133V138H69V135H67V134H63L64 132H62ZM76 130V131H75ZM113 130V131H112ZM116 130V131H115ZM161 130V131H160ZM164 130V131H163ZM14 131V132H13ZM24 133V134H22V132ZM36 132V133H33V132ZM52 131V132H51ZM54 131H57V133H58V135L60 134V132H61V134H63V135H61V136H63V137H61V136H58L57 135V133L55 132L54 133ZM85 131V132H84ZM106 132L105 134H103V132ZM120 131V132H119ZM121 131H122V133H121ZM141 131H144V132H146V134L144 135V134H142V133H144V132H142L141 133ZM160 131V132H159ZM163 131V132H162ZM169 131V132H168ZM173 131H175V132H173ZM49 132H50V134H55L56 136H58V140H57V138L55 137V135L53 136V134H52V136H51V138L53 137H55V139H51L50 138V140H47V136L48 135H50L49 134ZM79 132V134H77V133ZM138 134V137H137V135H136V133ZM153 132V133H152ZM156 133V136L155 135H153V134H155ZM162 132V134H159V136H158V133H161ZM168 132V133H167ZM13 133V134H12ZM25 133H27V134H25ZM46 135H45V134ZM111 133V134H110ZM120 133L123 135H125V133L127 134V135H120ZM128 133H129V135H128ZM135 134L134 136H136L135 138L134 137H132L133 135L132 134ZM148 133H151V135L149 134V135H147ZM173 133H175V134H173ZM15 134V135H14ZM17 134V135H16ZM20 134H21V137H19L20 136ZM29 134V136L28 137H26V135H28ZM39 134V135H38ZM82 134V137L81 136H79V135H81ZM92 134V135H91ZM103 134V135H102ZM114 134H117V136L116 135H114ZM165 134H167V135H165ZM213 134V133H212ZM19 135V136H18ZM24 135V136H23ZM75 135V136H74ZM99 135H101L103 138H104V140H103V138L102 137H99ZM107 137H106V136ZM131 135V136H130ZM162 135V136H161ZM12 136V137H13ZM81 137V138H78L77 139V137ZM91 136V137H90ZM93 136V137H92ZM105 136V137H104ZM109 136V137H108ZM121 138L122 137V140L119 138V137ZM156 138H155V137ZM169 136V137H168ZM174 136V137H173ZM22 137H26V138H23V139H20V138H22ZM30 137V138H29ZM50 136H48V138H49ZM66 137H67V139H66ZM71 137H72V139H74V141L75 142H73L72 141V139H71ZM86 137V138H85ZM89 137V138H88ZM96 138V140H103L102 142H101V144H98L97 145V143H100V141H98V142H96L95 141V139H93V138ZM97 137H99L98 139H97ZM113 139H112V138ZM118 137V138H117ZM128 137H132L131 139H129ZM140 137V138H141ZM142 137V138H143ZM154 137V138H153ZM33 138V139H32ZM62 138V139H61ZM88 138V139H87ZM92 138V139H91ZM102 138V139H101ZM108 138H109V140H108ZM134 138V139H133ZM137 138V139H136ZM214 138V137H213ZM34 139H35V142L36 141H38L39 142V147H38V144H37V142L35 143L34 142ZM43 139V140H42ZM47 140V142H49V141H51L52 140V142H49L48 143V145L49 146H47V145H45V144H47L46 143V141L45 140ZM61 139V140H60ZM63 139H64V141H63ZM69 139V140H68ZM75 139H77V140H79V143H78V141L77 140H75ZM105 139L107 140L106 142H108V144L109 145H107V143H105L104 141H105ZM119 139V140H118ZM129 139V141H127ZM152 139V140H151ZM157 139V140H156ZM163 139V138H162ZM22 140V141H21ZM24 140V141H23ZM28 140V141H27ZM54 140H57L56 142H55V146H52V150H51V144L53 145V142H54ZM85 140V141H84ZM113 140V141H112ZM135 140H137V141H135ZM19 141H17V142H19ZM37 145V147L38 148H43L42 150H36V151H33L34 149H31V148H33V147H35L36 145L33 143V142ZM59 141H60V143H59ZM69 141H70V143H69ZM77 141V142H76ZM86 142V141H88V142H86V143H84V142ZM91 141H94V144H92V142ZM114 141H115V143L117 144V141H119L120 142V144L119 145H115V144H113L114 143ZM131 141V142H130ZM149 141V142H150ZM16 142V143H17ZM32 144H31V143ZM58 142V143H57ZM91 142V143H90ZM113 142V143H112ZM136 142V143H135ZM214 141H212V143H213ZM44 143V144H43ZM75 143H76V145H78V147H76L75 146ZM78 143V144H77ZM80 143H81V149H85V148H83V146L84 147H86L85 146V144L87 145V149H88V147H90L89 148V150H87L86 149V151L85 150H81L82 152H84V155L85 156H82L81 157V154L83 155V153L81 152V154L79 153L80 152V150H79V148H80ZM84 143V144H83ZM125 143V144H124ZM27 144V145H26ZM30 144L32 145V147L30 146ZM33 144H34V146H33ZM41 144H43L44 146H42ZM58 146H57V145ZM83 144V145H82ZM89 144H92L91 146L89 145ZM106 144V146H104V147H106L105 149H103L104 147H103V145H105ZM112 144L114 145L113 147H112ZM171 144H173V143H170V144H168V145H166V146H169V147H172V145ZM214 144V146H216V144L215 143H213ZM24 145H26L25 147H27V148H25L24 147V150H22V147L24 146ZM69 145V146H68ZM94 145H96V146H94ZM102 145V146H101ZM122 145H124V146H122ZM29 146L31 147V148H29ZM64 148H63V147ZM74 146V147H73ZM94 146V147H93ZM99 146V147H98ZM111 147V148H113V149H111V148H109V147ZM118 146V148L116 149V147ZM128 146V147H127ZM44 147H45V149L46 148H48V147H50V148H48L50 151H52V152H50L48 149H46L47 151H46V154H44V155H41V154H43L44 152H45V150H44ZM59 147V148H58ZM73 147V148H72ZM97 147V149L99 150V152L100 151H102L103 153H102V156H100V153L95 149ZM101 147V148H100ZM114 147H115V150H114ZM168 147V148H169ZM29 148V149H28ZM55 148V149H54ZM68 148H69V150H68ZM109 148V149H108ZM121 148H122V150H121ZM166 149H168L167 147H165ZM20 149H21V152H20ZM58 149V152L56 153V151L55 150H57ZM71 149V150H70ZM111 149V150H110ZM25 150H27V151H25ZM44 150V151H43ZM94 150V151H93ZM106 150V152L104 153V151ZM28 151H30V154L28 155ZM42 152V153H40V152ZM54 151V152H53ZM71 151V152H70ZM78 151V152H77ZM92 151V152H91ZM115 151H118V152H115ZM23 152H26V153H23ZM31 152H33V153H31ZM38 152V153H37ZM60 152V153H59ZM68 152V153H67ZM76 152L78 153V154H76ZM85 152H87V153H89V155H86L85 154ZM112 152H113V155H112ZM115 152V153H114ZM120 152V153H119ZM35 153V154H34ZM37 153V154H36ZM93 153L95 154V157H94V155H93ZM96 153H98L97 155H96ZM19 154H21V155H23V156H21V155H19ZM24 154H26L27 155V157L28 156H31L30 158V160L29 159H25V157H26V155H24ZM34 154V155H33ZM38 154H40V156L38 155ZM50 154H52V155H50ZM60 154H62V155H60ZM64 154H65V156H64ZM74 154V155H73ZM76 154V155H75ZM90 154H92L93 156H91ZM122 156H121V155ZM14 155V156H13ZM36 155H38L36 158H34ZM116 155V156H115ZM121 157H120V156ZM10 156H12V157H18V156H21V159H20V157H18L17 158V163H19V164H16L14 167L15 168H13V166H9V164H7V160L9 161V159L11 160L12 159V157L10 158ZM34 156V157H33ZM53 156V157H52ZM57 156V157H56ZM67 156H68V159H67ZM69 156H71V157H69ZM87 156V157H86ZM90 156V157H89ZM100 156V157H99ZM143 156H146V154H143ZM26 157V158H27ZM39 157V158H38ZM64 157H66V158H64ZM75 157V158H74ZM79 159H77V158ZM85 157V158H84ZM97 157V158H96ZM99 157V158H98ZM53 158V159H52ZM88 158V159H87ZM92 158V159H91ZM20 161H19V160ZM22 159H24V160H22ZM35 159V160H34ZM39 161H38V160ZM40 159H42V160H44V161H41ZM63 159H64V161H63ZM82 159V160H81ZM94 159H95V161H94ZM106 159L104 158V161H106ZM6 161V163H5V161ZM29 160V161H28ZM34 160V161H33ZM51 160V161H50ZM91 160V161H90ZM98 160H99V163H98ZM2 161H4V162H2ZM28 161V162H27ZM53 161V163H54V161L56 162V165L54 166V164L52 163L51 165H49V163H51ZM59 161V162H58ZM68 161H70V162H68ZM84 163H83V162ZM102 162H104L103 160H101ZM124 161V162H123ZM179 161V160H178ZM43 162V163H42ZM48 162V163H47ZM91 162V163H90ZM96 162V163H95ZM180 162V161H179ZM178 162V163H179ZM27 163V164H26ZM40 163V164H39ZM72 163H75V164H73L72 165ZM0 164V165H1ZM7 164V165H6ZM35 164V165H34ZM46 164V165H45ZM76 164H78V165H76ZM84 164V165H85ZM181 163H179V165H180ZM41 165V166H40ZM81 165V166H80ZM83 165V166H84ZM235 167H238V165H236V164H233ZM51 166V167H50ZM116 166V167H117ZM12 169H11V168ZM53 167V168H52ZM69 167V168H68ZM86 167V166H85ZM88 167V166H87ZM226 167V166H225ZM4 168H6L5 170H4ZM70 168V169H71ZM89 168V167H88ZM7 169H11V170H7ZM54 169V170H53ZM229 167H227L226 168V173H228L229 174V176H227L226 178V180L224 181V182H222V181H220L221 179H219L218 178V180H217V182L219 183V190H222V191H226L225 192V195H223L222 197V200H224V201H226V202H228V206L227 207H229V205H233V203H234V205H235V203L237 204V202L239 203L240 201H241V199H242V197H244L245 195H248L249 194V191H250V189L252 188L251 186H249V187H247V188H243L241 185H240V181H239V179L238 178H235L234 176H236L237 177V175L236 174H230L229 173ZM70 174H68V173ZM78 172H79V174H78ZM102 172V173H101ZM46 173V174H45ZM62 173V174H61ZM76 173H77V175H76ZM83 173V174H82ZM88 173H90V174H88ZM94 173V174H93ZM104 173H105V175L107 174L109 177H110V187H111V190H112V192H113V195H114V197H116L117 198V202H118V204H119V206L115 209V211H116V214H117V216H115V217H112L111 216V213L109 212V211H103V212H101V213H99V214H95V217H93L92 219V221L90 222V221H88V220H86V219H84L83 218V220H84V222L82 221V218H78L79 220H77V217L78 216H75V215H73L72 216V219H75V221H77V223L79 222V221H82L83 222V226H82V222L80 223L79 222V224L83 227L82 229H84L85 228V230L87 231V237H86V239L84 240V241H75V243H72L71 244V242H73V240H71V237H70V235H69V233H68V231L66 232V230H67V222H66V219H67V217L68 216H66V215H68L69 213H71V210H73L74 209V207L73 206H76L77 205V202H75V201H77V197H71V198H69L68 200H67V202H70L71 203V205L72 206H70V203H66V204H68L67 206H64V210L62 209V210H57V211H59L58 213H55V212H57V211H50L49 212V216L48 217H44V215L46 216V214H45V212H44V210H45V206L47 205L48 206V204H49V206H52V205H50L51 204V202H52V204H54L53 202H54V200L52 199L53 198V196H58L59 195V190H60V186H64V187H68V188H73V190H78L79 191V187L81 186L82 188H81V190L82 191H84V189H85V194L87 195V192H90L91 191V189L93 188L92 186L93 185H95V183H97L98 182V180H94L96 177H98V176H100V175H104ZM109 173H111V172H109ZM119 173V174H118ZM124 175V177H123V175ZM43 174V175H42ZM64 174V175H63ZM117 176H115V175ZM120 174H121V176H120ZM60 175L62 176L63 175V177L61 178L60 177ZM67 175V176H66ZM74 175H75V177H74ZM78 175H82V177L81 176H78ZM89 175V176H88ZM133 175V174H132ZM70 176V177H69ZM72 176V177H71ZM96 176V177H95ZM112 176V177H111ZM131 176V175H130ZM32 177V178H31ZM37 177V178H36ZM42 177H43V179H42ZM50 177V178H49ZM60 177V179H58ZM81 177V178H80ZM86 177V178H85ZM114 177H116L117 179H113ZM121 177H123V178H121ZM234 177V178H233ZM69 178V179H68ZM91 178H93V179H91ZM131 178H134V175H133V177L131 176ZM37 181H36V180ZM39 179H42L43 180V182H42V180H41V182L40 181H38ZM53 179V180H52ZM55 179H57V180H55ZM76 179V180H75ZM113 179V180H112ZM119 179V180H118ZM237 179V180H236ZM27 180H29V181H27ZM48 180V181H47ZM72 180V181H71ZM77 180H81L80 182L79 181H77ZM87 180V181H86ZM94 180V181H93ZM125 180V179H124ZM126 180H127V178H126ZM236 180V181H235ZM35 181V182H34ZM85 183H84V182ZM97 181V182H96ZM113 181H114V183H113ZM238 181V182H237ZM48 182V183H47ZM73 182V183H72ZM79 182V183H78ZM90 182H92V183H90ZM116 182H117V184H116ZM235 182H237V183H235ZM7 183V184H6ZM39 183L42 185H39ZM69 183V184H68ZM81 183V184H80ZM84 183V184H83ZM88 183H90V184H92V186L90 185V184H88ZM233 183V184H232ZM10 184V185H9ZM27 184H29V185H27ZM43 184H45V186L43 185ZM78 184H80V186L78 185ZM5 185V186H4ZM9 185V186H8ZM25 185V186H24ZM41 186V187H39V186ZM66 185V186H65ZM84 185H86V187H88V188H85V186ZM89 185H90V187H89ZM154 185V184H153ZM152 185V183H151V186H153ZM4 186V187H3ZM11 186V188H9ZM71 186V187H70ZM175 186L176 185H172L171 187H173V188H175ZM234 186V187H233ZM253 186V185H252ZM37 187H39V189L37 188ZM48 187V188H47ZM178 187V186H177ZM242 187V188H241ZM254 187V186H253ZM46 188V189H45ZM74 188H76V189H74ZM90 188V190H88ZM185 190H184V189ZM182 188V190H184L183 192L184 193H187L186 191H189L190 192V190L189 189H187V187H183ZM7 189H12V191H10L12 194L11 195H13V197H16V198H18V197H22V201H23V205H22V207H11V205L10 204H12V201H8L9 200V190H7ZM41 189H43L42 191H39V190H41ZM244 189H245V191H244ZM8 192H7V191ZM47 190H49V191H47ZM56 190V193H54V191ZM229 190V191H228ZM235 190V191H234ZM248 190V191H247ZM118 191V192H117ZM157 191V192H156ZM174 191H175V189H174ZM222 191H220V192H222ZM145 192V193H144ZM165 192V193H164ZM169 193V194H167L166 195V193ZM50 193V195H48ZM52 193V194H51ZM124 195H123V194ZM133 193V194H132ZM134 193H137V194H134ZM156 193V194H155ZM163 193V194H162ZM234 193H235V195H234ZM89 194V193H88ZM118 194L120 195V197H118ZM233 194V196H231ZM6 195H7V197H6ZM53 195V196H52ZM123 195V196H122ZM131 195H133V196H131ZM142 196V197H140V196ZM149 195V196H148ZM153 195V198H155V199H153L152 197H150V196H152ZM154 195H156V197H158V195L161 197L159 200L154 196ZM169 195V196H168ZM186 194H183L182 193V196H185ZM49 196V197H48ZM89 196V195H88ZM128 196V197H127ZM144 196V197H143ZM150 197V198H148L149 200H150V202H148L149 200H147V198L146 197ZM168 196V198H170V199H168V198H166ZM187 196V195H186ZM225 196V197H224ZM236 196H237V198H236ZM242 196V197H241ZM20 197V198H21ZM104 197V196H103ZM124 197V198H123ZM166 199H165V198ZM189 197H190V199H189ZM50 200H49V199ZM140 198V199H139ZM143 198H146V199H142ZM154 200V202L152 201V199ZM159 198V197H158ZM162 198H164V201L165 202H163V201H160V200H162ZM235 198V199H234ZM124 199V200H123ZM126 199V200H125ZM130 199L132 200V201H130ZM138 199V200H137ZM229 199V200H228ZM240 199V201H238ZM49 202H48V201ZM53 200V201H52ZM120 200V201H119ZM134 200V201H133ZM144 201L143 202V204H142V201ZM145 200H146V202H145ZM169 200V201H168ZM175 200V202H177V203H175V202H170V201H174ZM232 200V202H229V201H231ZM43 201V202H42ZM126 201V204H124V202ZM139 201V202H138ZM161 202V205L162 206H164L165 205V208L164 207H162V206H160V202ZM168 202V205H167V202ZM191 201H193V202H191ZM196 201V202H195ZM11 202V203H10ZM41 202V203H40ZM48 202V203H47ZM73 202V203H72ZM131 204H130V203ZM132 202H134V203H132ZM139 204V203H141L140 204V206L139 207H136V205H137V203ZM156 202H159V203H156ZM185 202V203H184ZM187 202V203H186ZM195 202V204H196V208L194 207L195 206V204H193ZM9 203V204H8ZM47 203V204H46ZM129 203V204H128ZM136 203V205H134ZM163 203V204H162ZM164 203H166V204H164ZM170 203V204H169ZM174 205H172V204ZM178 203H180L179 205H178ZM192 203V204H191ZM133 204V205H132ZM147 204V205H146ZM159 204V205H158ZM176 204V205H175ZM187 204V205H186ZM136 207V208H134L133 207V209H132V207ZM141 205H145V206H141ZM149 205V206H148ZM154 205H156V206H154ZM180 205H181V208L182 209H179L180 208ZM201 207V209H200V207ZM226 205H227V203H226ZM233 205V206H234ZM239 205L240 206H242L243 208H245L244 206L245 205H242L241 204V202L239 203ZM70 206V207H69ZM121 206V207H120ZM138 206V205H137ZM152 206H153V208H152ZM189 207V208H187V207ZM192 208H191V207ZM225 206V205H224ZM67 207H69V209L67 208ZM142 207H145V208H142ZM157 207H158V211H157ZM159 207H160V209H161V211L163 210V209H166L167 208V213H165V211L163 210V215L164 216H162V212L160 211V209H159ZM163 209H162V208ZM171 207V208H170ZM175 207V208H174ZM179 207V208H178ZM18 208V209H17ZM137 208H138V210H137ZM178 208V209H177ZM183 208H185V210L183 209ZM197 208H199L198 209V211L199 212H197L196 210H197ZM41 209V210H40ZM144 211H143V210ZM173 209H174V211H175V213H176V215H174L176 218H177V220H173V219H176V218H174V216H173V214H175V213H172V212H174L173 211ZM176 209H177V211H176ZM187 209H189L188 211H187ZM194 209H196V210H194ZM35 212H34V211ZM43 210V211H42ZM119 210V211H118ZM149 210H152V211H149ZM157 212H156V211ZM170 210H172V211H170ZM183 212H182V211ZM195 212H194V211ZM200 210H201V212H200ZM204 210V211H203ZM63 211H64V214H62L63 213ZM70 211V212H69ZM121 211H123V214H121V215H119V213L121 212ZM146 211H149V212H151L152 213V215L149 213V212H146ZM178 211L179 212H182L183 214H179L178 213ZM191 211H193V212H191ZM40 212H43V213H40ZM106 212V213H105ZM133 212V214L135 213H137L136 215L134 214V215H131V213ZM143 212H144V214H147V213H149V214H147V217L148 218H150L149 220H148V218H147V220H146V215H144L143 214ZM146 212V213H145ZM156 214V215H154V213ZM169 212L171 213V215L169 214ZM187 212V213H186ZM188 212L190 213V214H188ZM206 212H207V210H206ZM224 212H225V210H224ZM37 213V214H36ZM122 213V212H121ZM139 213H142L140 216H141V218H143V219H140V216L138 215ZM161 215H160V214ZM184 213H186V214H184ZM192 213V214H191ZM196 215H195V214ZM199 213H201L200 214V216L198 215ZM58 214V215H57ZM102 214H103V216L104 217H102ZM187 214H188V216H187ZM194 214V216L195 217H198L197 219H192L193 217H191L190 218V216H192ZM222 214V215H221ZM34 215H38L37 217H38V219H37V217H34ZM54 215V216H53ZM63 215V216H62ZM119 215V216H118ZM168 215H170V217L168 216ZM179 215V216H178ZM180 215H182L183 217H180ZM187 216V217H185V216ZM58 216V217H57ZM65 216V217H64ZM101 216V217H100ZM135 216H136V220H135ZM139 216V217H138ZM151 216H152V218H151ZM167 217V218H164V217ZM226 216V217H225ZM54 217H56V219L54 218ZM122 217V218H121ZM124 217V218H123ZM137 217H138V219H137ZM144 217H145V219H144ZM180 217V218H179ZM230 217V216H229ZM52 218H53V220H52ZM65 218V219H64ZM173 218V219H172ZM220 218V219H219ZM37 219V220H36ZM56 221H55V220ZM103 219V220H102ZM132 219H134L133 220V222L131 221ZM185 221H184V220ZM13 220V221H12ZM39 220V221H38ZM46 220H48V221H46ZM52 220V221H51ZM57 220H59L60 222H57ZM96 220H97V222H96ZM99 220V221H98ZM140 220H142L143 222L141 223L140 222ZM163 220V221H162ZM188 220V221H187ZM191 220H194V222L193 221H191ZM200 220V221H199ZM222 220V221H221ZM239 220H240V222H239ZM12 221V222H11ZM43 221V222H42ZM45 221L47 222L46 224L47 225H45ZM94 221H95V223H94ZM129 221V222H128ZM136 221H138V223L136 222ZM173 221V222H172ZM176 221V222H175ZM178 221V222H177ZM180 221H182V222H180ZM183 221H184V223L186 222H192L191 224H189V223H185V225H186V227L187 226H189V227H185V225H184V223H183ZM200 222V224H199V222ZM38 222H39V224H38ZM49 222V223H48ZM52 222V223H51ZM57 222V223H56ZM87 222V223H86ZM99 222H105L106 224H107V226H108V231H107V233H108V235L110 236V234H112V236L109 238L110 240H107V241H102V239L101 238H99V239H101L100 241H99V239H98V237H99V234L97 233V231H95V227H97L96 225V223H99ZM126 222H127V224H126ZM139 222H140V224H139ZM165 222V223H164ZM198 222V224H196ZM213 222V223H212ZM228 222H229V224H228ZM231 222V223H230ZM12 223V224H11ZM15 223V224H14ZM51 223V224H50ZM58 223H59V225H60V223H62L60 226H59V229L61 228V231H62V234L64 235L63 236V239H62V248H61V246H59L56 242H52V241H54V239L49 235V230H48V226H56L57 228H58ZM129 223H131V224H129ZM133 223V224H132ZM138 224V225H136V224ZM144 223V224H143ZM170 223V224H169ZM179 223V224H178ZM181 223V224H180ZM182 223H183V225H182ZM194 223V224H193ZM218 224V225H215V224ZM43 224H44V226H43ZM88 224V225H87ZM96 224V225H95ZM206 224V225H205ZM210 224V225H209ZM252 224H256V222H252ZM14 225V228H12V226ZM120 225V226H119ZM129 225V226H128ZM139 225H142L141 227L139 226ZM144 225V226H143ZM179 225H181V226H183V228L182 229H180L181 228V226H179ZM195 225V226H194ZM198 225H199V227H198ZM201 225V226H200ZM207 225H209L208 227H211V228H213L214 226L215 227H217V228H219V229H222V230H217V232L216 233H212V235H209V236H204V237H201L200 238V236L201 235H203L202 233L203 232H205L206 230L205 229H207V230H210L211 228H207ZM221 225H222V227H221ZM62 226V227H61ZM94 226V227H93ZM179 226V227H178ZM191 226V227H190ZM194 226V227H193ZM47 229H46V228ZM55 227V228H56ZM165 227V228H164ZM206 227V228H205ZM221 227V228H220ZM90 228V229H89ZM120 228V229H119ZM262 228H263V230H264V225H262ZM12 229H13V231H12ZM170 229H172V232H171V230ZM196 229H198V230H196ZM123 230V231H122ZM184 230V231H183ZM190 230V231H189ZM195 230V231H194ZM201 230V231H200ZM202 230H205V231H202ZM15 234V237L17 238V243H18V245H17V243H14V241L12 240L13 238H12V232ZM16 231V232H15ZM122 231V232H121ZM148 231V232H147ZM151 231V232H150ZM167 231H168V233H167ZM175 231H177V232H175ZM48 232V233H47ZM126 232V233H125ZM182 232V233H181ZM187 232H189V234L187 233ZM197 232L199 233V234H197ZM237 232H238V230H237ZM236 232V233H237ZM45 233V234H44ZM107 233L105 234V235H107ZM128 233V234H127ZM157 233H158V235H157ZM178 235H177V234ZM236 233H235V235H236ZM153 234V235H152ZM170 234H171V236H170ZM181 234V235H180ZM191 234V235H190ZM196 234V237L194 236ZM219 234V235H218ZM46 235V236H45ZM98 235V236H97ZM107 235V236H108ZM186 235V237H184ZM200 235V236H199ZM239 235V234H238ZM181 236V237H180ZM190 236H192V237H190ZM199 236V237H198ZM169 237V238H168ZM189 237V238H188ZM195 237V238H194ZM210 237H211V239H210ZM213 237H215V238H213ZM217 237V238H216ZM219 237V238H218ZM173 238V239H172ZM186 239L187 238V240H183V239ZM197 238V239H196ZM234 238V237H233ZM129 239V240H128ZM141 239V240H140ZM169 239V240H168ZM192 239V240H191ZM195 241H194V240ZM161 240V241H160ZM165 240V241H164ZM177 240V241H176ZM212 240V241H211ZM214 240V241H213ZM218 240V241H217ZM220 240H222V241H220ZM49 241V242H48ZM71 241V242H70ZM138 241V242H137ZM168 241H170V242H168ZM205 241H207V245H206V243H205ZM84 242V243H83ZM110 242V243H109ZM134 242V243H133ZM141 242V243H140ZM219 242V243H218ZM220 242H222V243H220ZM52 243V244H51ZM80 243V244H79ZM83 243V244H82ZM109 243V244H108ZM115 243V244H114ZM164 243H166V244H164ZM170 243V244H169ZM212 243V245L211 246H209V247H212V252L210 251V250H208L207 248H206V246H208V245H210ZM217 243V248L215 249V247H216V244ZM228 243H230V244H228ZM78 244V245H77ZM108 244V245H107ZM112 244V245H111ZM146 244V245H145ZM150 244V245H149ZM185 244V246H183ZM196 244V245H195ZM215 246H214V245ZM218 244H220V245H218ZM221 244H222V247L221 248H223L224 246H226L225 248V250H223V251H221L220 252V247L219 246H221ZM54 245V246H53ZM74 247H73V246ZM110 245V246H109ZM169 245V246H168ZM191 247H190V246ZM194 245V246H193ZM206 245V246H205ZM224 245V246H223ZM57 246V247H56ZM114 246H119V248L117 249L116 247H114ZM121 246V247H120ZM161 246V247H160ZM168 246V247H167ZM193 246V247H192ZM76 247V248H75ZM144 247V248H143ZM176 247H177V249H176ZM181 248V250H180V248ZM198 247V248H197ZM148 248V249H147ZM186 248V249H185ZM193 248V249H192ZM216 250H214V249ZM236 248V249H235ZM76 249H78V251L79 252H74ZM101 251H100V250ZM140 250V249H142V250H140V251H138V250ZM145 249V250H144ZM155 249V250H154ZM157 249V250H156ZM164 251H163V250ZM167 249V250H166ZM182 249H183V251H182ZM188 249V250H187ZM190 249V250H189ZM219 249V251L217 252V250ZM239 249H241V250H239ZM54 250V251H53ZM63 250V251H62ZM73 250V251H72ZM131 250V251H130ZM154 250V251H153ZM191 250H193V251H191ZM197 250V251H196ZM213 250L215 251V252H213ZM230 250V251H229ZM244 250V251H243ZM156 251H157V255H156ZM181 251V252H180ZM210 253H212L211 255L209 254V252ZM239 251H240V253H239ZM243 251V252H242ZM39 252V253H38ZM51 252H52V254H51ZM71 252V253H70ZM160 252V253H159ZM228 252H230L229 254H228ZM31 253V254H30ZM73 253V254H72ZM79 253V254H78ZM154 253V254H153ZM162 253V254H161ZM242 253V254H241ZM78 255V256H76V255ZM151 254H153V255H151ZM191 254V255H190ZM233 254H235L234 256H233ZM63 255V256H62ZM76 257H75V256ZM79 255H81V256H79ZM224 255V256H223ZM226 255H230V257L229 258H226V257H228V256H226ZM59 256V257H58ZM72 256H74V257H72ZM162 256V257H161ZM194 256V257H193ZM215 256V257H214ZM223 256V257H222ZM54 257V258H53ZM80 257H81V260L80 261H78L79 259H80ZM155 257V258H154ZM197 257V258H196ZM224 257H225V259H224ZM240 257V258H239ZM73 258V259H72ZM76 258V259H75ZM233 258V262L231 261V259ZM239 258V259H238ZM173 259V260H172ZM229 259H230V262H229ZM235 259V260H234ZM242 259V260H241ZM252 259V260H251ZM60 262H59V261ZM171 260V261H170ZM222 260V261H221ZM225 260V261H224ZM257 260V261H256ZM204 261V262H203ZM238 261H240L239 263H238ZM251 261V262H250ZM254 261V262H253ZM256 261V262H255ZM262 261V262H261ZM229 262V263H228ZM249 262V263H248ZM261 262V263H260Z\"/></svg>",
    "mask_w": 264,
    "mask_h": 264
},
{
    "label": "bare ground",
    "instance_id": "obj_2",
    "mask_svg": "<svg viewBox=\"0 0 264 264\" xmlns=\"http://www.w3.org/2000/svg\"><path fill=\"white\" fill-rule=\"evenodd\" d=\"M15 1V0H14ZM37 1V0H36ZM95 1V0H94ZM99 1H102V0H99ZM145 1V0H144ZM155 1V0H154ZM157 1H159V0H157ZM156 1V2H157ZM172 1V0H171ZM181 1V0H180ZM197 1V0H196ZM229 1V0H228ZM242 2L243 4H244V6H245V9H244V11H248L249 9H250V11H257V12H263L264 11V0H236V2ZM7 2V1H6ZM16 2V1H15ZM52 2V1H51ZM64 3V6H61L62 8H60L61 9V15L59 14V16L60 17H62V18H60L59 19V21L60 20H63L64 22H66L67 24L68 23H77V24H79L80 26L82 25V27L83 28H85V30H86V33L87 34H90L91 36H92V38L94 39H92L91 37L90 38H87L86 40L88 41V40H93L94 42H95V40L97 39V42L99 43V41L98 40H100V41H103L102 43L103 44H105L106 46H108V48H110V49H107L108 51L109 50H112L113 52H114V50L115 49H118L119 50V53H120V50H121V56H124L123 55V53H122V51L123 52H125V54L128 56L127 58H131L132 59V57H134V58H139V60H141L140 58H142L144 61H145V63H136L138 60H136L135 61V59H134V61H133V59L131 60V62H130V65L129 66H132V67H136L135 69H137L138 70V75H139V77L141 78V77H143L142 75H146L147 73H148V71H149V69L148 68H150L151 69V72L153 71L154 72V74L156 73V72H158V73H160L161 75H163V76H165V75H167L169 72H171L170 74H168V75H171V78L170 79H168L167 77H166V79L167 80H169L167 83V85H169V89H170V86H172L171 87V89L173 88H176V89H179V90H181V89H184L183 91L185 92V89H188V91H190L189 89L191 88V87H195V85H197V86H199V85H201V84H205L206 85V88H207V93L208 94H206V95H210V96H213V97H216V98H210L209 100H208V98H207V100L205 101H202L203 100V98L205 97V92H203L204 94H203V96L201 95V97H203V98H201L200 100L202 101V102H199V103H197V104H195V103H193L192 101H190V98H189V95L187 96V94L185 95V94H183V95H181V94H179L178 93V90H177V94H179L180 95V97H177L176 99H175V97L176 96H179V95H177L176 93H174L173 92V90H172V93H174V94H172V93H170V92H168V93H170V95H168L167 96V94H166V96H167V98H169L170 99V97L169 96H171V94L173 95V97H174V95H176L174 98H172V99H175V100H173V101H171V100H167V99H163L162 100V98H160V100L161 101H157V103H155L156 102V100H158V99H156L155 100V102L154 101H152V103H150L149 102V104H147V102H145L144 101V104L146 103L147 104V107L148 108H153V107H155V108H158V109H162V110H164V111H168L170 114H171V116H172V114L175 116V121L177 122V126H176V128H177V130L176 131H178L177 133H178V136L177 137H175L174 139H173V141L171 140V138H172V136H171V138L169 139V138H167V136H165V139H164V136L162 137V138H160V137H157L156 136V130H155V134H153V135H155L158 139H161V140H157V141H148V140H145L146 139V137L148 138L149 136H145V138L143 137H141V134L139 135V137H138V134L136 133V135H137V137L139 138L138 139V141L139 140H142V139H144L142 142L140 141L139 143L137 142H135L136 144H133V145H131L130 147H128V148H125V149H123L122 150V148H121V150L122 151H120V152H122V157H124L123 159L124 160H126V162H124L123 164H121L120 166H117L118 164H114V162H109V161H111L112 159H110V155H109V153L111 154V152H109V153H106V155H109V161L106 159L107 157H105L106 155H104V157L102 156V151H100L99 152V150L97 149V147L95 148L99 153H100V156H102L103 157V159H100V163H99V160H98V165L97 166H92L93 165V161H91L92 162V165H89V162L88 161H86V164L83 166H81V167H77V166H74L73 168H69V170H63V171H71V173H72V171H74V174H75V171H81V172H85V171H90V173H88V174H90V175H92V172L91 171H96L95 172V174L94 175H96V173L98 172V171H108V174H111L112 175V172L114 171V173H115V171H123V174L125 175V177H124V175H123V177H121V178H123V181L122 182H120V181H118L120 184L118 185V187H119V189L121 190L120 192H137V193H139V192H143V191H145L146 190V193H148L149 195H151L150 193H152V192H154L155 190H160V191H163L164 189H168L167 191H169L170 192V194L167 192L166 193V195L167 194H169V195H171V197L170 198H174L175 197V194L177 193H179V196L177 195V199L176 200H178L179 199V201L178 202H181V201H183V200H187V202H188V195L189 194H191L192 195V198L194 197V200H196V199H200L201 200V202H202V205L204 206V208H205V211L203 212V214H202V216H201V224L202 225H204V222H207V221H204V218H207V217H209V218H207L206 220H208L209 219V221H210V219L212 220H216V216L219 214L218 212H219V207H220V209H221V207H222V209L224 208V207H226V208H224V210H225V212H224V210L222 211V213L224 214V215H229L227 218H231V216H232V219H236L237 217H240L241 219H243V221H242V223L240 222V220H239V222H240V226H238L237 225V223L234 225L233 224V222H232V225H231V227L229 228V226L225 223V225L223 224V232H222V236L220 235L219 237H221V239L222 240H226L225 241V243L226 244H224V245H226L227 246V240L229 241V242H231V245H232V243L235 241V239L238 237V236H242V238L240 239V240H238V243H240L239 245L241 246H243L244 247V258H242L243 260H248L249 261V258L250 257H252V256H254V255H256V256H258V257H263V259L262 260H264V230H263V228H262V225H264V98H260L259 97V95H257L256 94V90H254L253 92H254V94H256L257 95V97H259V98H256L255 97V99H252L253 101H250V102H247L246 101V103H244L245 101H234V99H231V97H230V95L228 94L229 92L231 93V94H233L232 93V90L230 91L229 90V92L226 90V86L228 85V84H232L233 82H235V81H233L232 83L229 81V80H233V78H230L229 79V77L231 76V75H228L227 77L228 78H226V75L227 74H232V73H236V75H243V77L244 76H249L248 78V80H251L252 81V79H250V77H257L258 78V76H259V78L260 77H264V64H263V60H264V49H262V47L264 46V44L261 46V49H257L256 51H254V50H252L251 49V47H250V49L251 50H249V48L248 47H246L247 45H243L242 47H235L234 46V44H221V45H219V44H217V43H214V42H212L213 40H214V38H213V40H212V37L211 36H213V37H215V33L213 34V35H210V33H205L204 35H201V36H203L204 37V39L202 38L201 40L202 41H198V42H194V43H192V44H194V45H192V44H189L191 47V49H189L188 48V43H191V42H193V41H191V34H189V37L188 38H190V39H188V38H186V39H188V40H190L187 44L185 43L186 41L185 40H183V39H180V36L179 35H181L182 33H184V31L181 33V31L177 34V27L179 26V24L180 25H182V24H188V25H190L189 23L190 22H193V20H194V22H197L199 25H200V27L202 26V27H206L207 26V24H206V22H207V20H208V17H211L212 16V14H208V12H207V14H204V15H199L198 17H196V18H193V20H192V18H191V20H190V16H192V13L189 15V17H185V15L183 16L184 18H182V19H180L179 20V24L177 25H175L174 23H172V22H165V19L163 20V19H161V18H164L163 16H162V14H161V16L159 17V16H157L159 13L158 12H154V10L152 11V12H154V13H152L150 10H151V8H153L154 7V5L152 4V1L150 0L149 2H151V4L153 5V7H150V10L149 11H144L143 13H135L134 14V16L135 15H138V16H142V18L144 19H154V16H155V19H156V21L154 22V23H152L151 24V26H152V29H156V31H158V34H159V36L158 35H156L155 36V39H156V37L157 38H162V39H160V40H158V39H156V41L158 40V42L160 41L161 42V44H157V42L156 43H154V42H152V41H150V39L152 40V37L149 39V38H147V39H145V37H144V39H141V38H134V35L131 33V31L133 30V29H135L136 30V28H138V27H136V28H133V26H135V21L137 20V22L138 21H140V22H143V21H141V19H139V17L137 18L136 16H135V18H137V19H133V20H131L132 19V17H130V18H125L126 16H124L123 15V13L122 12H119V10L118 11H115V10H112V11H109V10H107V9H102L100 6V8L98 7V6H94V9H95V12L97 11L98 12V18H97V20L99 19V23H100V25H98V24H96V23H94L95 21V17H93L94 19L93 20H91V19H89L91 16H86L87 15V13H85L84 14V12H83V10L85 11L86 10V12H87V8L86 9H84L83 7L84 6H86V7H88L89 8V6L91 5V3H92V1L90 2V0H83V4H84V6L82 7V4L80 5L79 3L81 2V1H79V3H78V1L77 0H65V1H63ZM117 2V1H116ZM125 3L127 2V1H124ZM128 2H129V0H128ZM146 2H147V0H146ZM161 2V1H160ZM165 2V1H164ZM163 2V3H164ZM166 2H167V0H166ZM204 2V1H203ZM215 1L214 0H210V4H209V7H210V5H211V7H212V5H214L213 7H215L216 6V4L214 3ZM218 2V1H217ZM58 3V2H57ZM100 3V2H99ZM104 3V2H103ZM102 3V4H103ZM110 3V2H109ZM135 3H136V1H135ZM141 3V2H140ZM154 3V2H153ZM205 3V2H204ZM208 3V2H207ZM225 3H227V2H225ZM228 3H230V2H228ZM233 3V2H232ZM127 4V3H126ZM145 4V3H144ZM203 4V3H202ZM206 4V3H205ZM224 4V3H223ZM238 4V3H237ZM248 4H250V6L248 5ZM8 5V4H7ZM10 5V4H9ZM8 5V6H9ZM98 5H100V4H98ZM114 5V4H113ZM146 5V4H145ZM149 5V4H148ZM151 5V6H152ZM161 5V3L159 4V6ZM7 6V7H8ZM12 7H13V4L11 5ZM11 6H9V9L11 8ZM93 6V5H92ZM103 6V5H102ZM105 6H106V4H105ZM116 6V5H115ZM136 6H138L137 4H136ZM150 6V5H149ZM18 6H16V8H17ZM60 7V6H59ZM107 7V6H106ZM111 7V6H110ZM186 7V6H185ZM190 7V6H189ZM212 7V8H213ZM217 7H219V6H217ZM242 7V6H241ZM83 8V9H82ZM109 8V7H108ZM132 8V7H131ZM135 7H133L132 9H134ZM149 8V7H148ZM205 8V7H204ZM207 8V7H206ZM226 8V7H225ZM32 9H34V8H32ZM52 9V8H51ZM59 9V8H58ZM93 9V10H94ZM115 9V8H114ZM139 9V8H138ZM145 9V8H144ZM198 9V8H197ZM220 9H221V7H220ZM11 10V9H10ZM9 10V11H10ZM45 10V9H44ZM50 10V9H49ZM91 10H92V8H91ZM130 10V9H129ZM137 10V8L135 9V11ZM216 10H217V8H216ZM226 10V9H225ZM232 10V9H231ZM234 10V9H233ZM242 10V9H241ZM125 11H126V9H125ZM124 11V12H125ZM131 11V10H130ZM134 11V10H133ZM132 11V12H133ZM138 11V10H137ZM193 11H194V9H193ZM212 11V10H211ZM220 11V10H219ZM235 11H236V9H235ZM238 11V10H237ZM17 12V11H16ZM58 12V11H57ZM88 12H90V10H88ZM139 12V11H138ZM192 12V11H191ZM214 12H215V10H214ZM216 12H218V11H216ZM222 12V11H221ZM229 12H231V17L230 18H236V17H239V16H237V14L236 13H232V11H230L229 10ZM51 13V12H50ZM59 13V12H58ZM93 13H94V11H93ZM156 13H158L157 15H156ZM186 13V12H185ZM190 13V12H189ZM195 13H196V11H195ZM195 13H194V15H195ZM199 13V12H198ZM204 13V12H203ZM211 13H213V12H211ZM242 13H243V10H242ZM91 14V13H90ZM96 14V13H95ZM228 14V13H227ZM226 14V15H227ZM252 14V13H251ZM254 14V13H253ZM262 14H264V13H262ZM22 15V14H21ZM131 15H132V13H131ZM177 15V14H176ZM198 15V14H197ZM239 15V14H238ZM246 15V14H245ZM57 16V15H56ZM97 16V15H96ZM170 16V15H169ZM181 16V15H180ZM188 16V15H187ZM223 16V15H222ZM240 18L243 20V21H245L246 20V17L244 16V14L243 15H241V13H240ZM87 17H89V18H87ZM195 17V16H194ZM134 18V17H133ZM181 18V17H180ZM226 18V17H225ZM18 19V18H17ZM154 19V20H155ZM178 19H179V17H178ZM135 20V21H134ZM220 20V19H219ZM228 20V19H227ZM231 20V19H230ZM233 20V19H232ZM238 20V19H237ZM264 20V19H263ZM169 21V20H168ZM175 21V20H174ZM173 21V22H174ZM145 22L146 21H144V23H140V24H145ZM153 22V21H152ZM178 22V21H177ZM263 23H264V21H262ZM57 23V22H56ZM98 23V22H97ZM240 23V22H239ZM62 24H64V23H62ZM219 24H221V23H219ZM218 24V26H220ZM244 24V23H243ZM16 25V24H15ZM18 25V24H17ZM16 25V26H17ZM137 25H139V24H137ZM146 25H148V26H150L149 24H147V22H146ZM188 25L187 26H185V28L187 29V27H188ZM191 25H193V26H195V24H191ZM197 25V24H196ZM212 25V24H211ZM222 25V27H223V24H221ZM244 25H247V24H244ZM243 25V26H244ZM64 26V25H63ZM80 26H79V28H80ZM210 26V25H209ZM207 26L208 27V29H210V27L212 28V26ZM241 26V25H240ZM258 26V25H257ZM18 27V26H17ZM16 27V29H18ZM76 27V26H75ZM81 27V28H82ZM143 27H146V26H142V28ZM189 27H191V26H189ZM196 27V26H195ZM206 27V28H207ZM260 27V26H259ZM12 27H10V30H8L7 28L5 29V31H11L12 29H11ZM26 28V27H25ZM140 28H141V25H140ZM139 28V29H140ZM149 28V27H148ZM182 28V27H181ZM192 29L191 30H193V27H191ZM205 28V29H206ZM261 28H262V26H261ZM47 29V28H46ZM144 30L145 29H147V28H143ZM142 29V30H143ZM150 29V28H149ZM196 29H198L197 27H196ZM196 29L194 28V30L196 31ZM201 29V28H200ZM214 29V28H213ZM263 29V28H262ZM19 30V29H18ZM20 30H21V28H20ZM32 30V29H31ZM59 30V29H58ZM101 30H103V32H101ZM148 30V29H147ZM179 30V29H178ZM190 30V29H189ZM255 30V29H254ZM15 31V30H14ZM26 31V30H25ZM198 31H199V29H198ZM224 31H226V30H224ZM256 31V30H255ZM262 31V30H261ZM13 32V31H12ZM77 32V31H76ZM80 32V31H79ZM83 32V31H82ZM133 32V31H132ZM138 32V31H137ZM141 32V31H140ZM209 32H210V30H209ZM213 32V31H212ZM215 32H217L216 30H215ZM228 32V31H227ZM244 32V31H243ZM4 33V32H3ZM86 33H85V35H86ZM127 35H126V34ZM139 33V32H138ZM151 33V32H150ZM150 33H146L147 35H149ZM152 33H155L154 31L152 32ZM193 33H196V32H192V34ZM198 33V32H197ZM261 33V32H260ZM7 34V33H6ZM74 34H75V32H74ZM141 34V33H140ZM185 34H187V33H185ZM200 34H202L201 33V31H200ZM221 34V33H220ZM257 34H258V32H257ZM14 35V34H13ZM20 35V34H19ZM61 35V34H60ZM84 35V34H83ZM138 35V34H137ZM136 35V36H137ZM144 36H145V34H143ZM153 35V34H152ZM152 35H150V36H152ZM155 35V34H154ZM154 35H153V38H154ZM184 35V34H183ZM199 35V34H198ZM2 36V35H1ZM31 36V35H30ZM76 36H78L79 37V35H76ZM149 36V37H150ZM182 36V35H181ZM194 36V35H193ZM200 36V37H201ZM216 36H217V34H216ZM226 36V35H225ZM232 37L234 36H236L237 37V35H231ZM241 36V35H240ZM244 36V35H243ZM66 37H68V36H66ZM138 37V36H137ZM218 37L220 38V36L218 35ZM228 37V39L230 38L229 36H227ZM233 37V39H237L239 42H240V40H239V38L237 37V38H234ZM261 37V36H260ZM2 38V37H1ZM169 38H172L173 40L171 41V42H169ZM182 38H183V36H182ZM196 37L194 36V38H192V39H195ZM197 38H198V36H197ZM216 38V37H215ZM221 38L223 39V37H222V35H221ZM220 38V39H221ZM226 38V37H225ZM240 38H242V37H240ZM11 39H13V38H11ZM67 39V38H66ZM217 39V38H216ZM221 39V40H222ZM227 39V38H226ZM243 40H246L245 38H242ZM248 39V38H247ZM258 39V38H257ZM14 40V39H13ZM12 40V41H13ZM17 40V39H16ZM85 39H84V41H86ZM129 40H133L134 41V44H129V42L127 43V41H129ZM171 40V39H170ZM185 41V42H183V43H181L180 44V42H182V41ZM199 40H200V38H199ZM218 40V39H217ZM230 40H232V38L230 39ZM80 41V40H79ZM155 41V40H154ZM220 41V40H219ZM233 41V40H232ZM238 41H236V42H238ZM247 41V40H246ZM8 42H10V41H8ZM65 42V41H64ZM67 42V41H66ZM73 42V41H72ZM71 42V43H72ZM75 42V41H74ZM77 42V41H76ZM105 42V43H104ZM225 42V41H224ZM248 42V41H247ZM250 42V41H249ZM2 43V42H1ZM62 43V42H61ZM60 43V44H61ZM81 43V42H80ZM88 43H89V41H88ZM91 43H93V42H91ZM185 43V46L186 45H188V46H186L185 48H182V46H176L177 44L179 45H182V44H184ZM245 43V42H244ZM254 43V42H253ZM260 43H262V42H260ZM59 44V45H60ZM66 44V43H65ZM69 44V43H68ZM77 44H79V43H77ZM77 44L75 45V46H77ZM85 44H87V42H82V44H80L79 45V47L77 48V50H75L74 52H75V55L76 54H78V56H77V59H79V61H80V63H82L81 64V66H79V67H69V69H68V67H67V73L69 74L68 75V77L69 78H71L70 80H72V82H78V83H80V84H82L83 83V81H86L87 79H88V81H89V77H91L90 75L93 73V72H95L96 73V71L98 72V71H105V70H114V72H112V74L113 75H110V77H112L111 79H112V82H114L113 81V79L115 78H113V76H119V74H120V72H119V74L117 73V71H119V69H118V67H120V66H122L123 64H124V60H125V62H126V60H127V58L125 57H123V58H120V56H119V58L117 59V61L116 60H114L113 59V61L114 62H112V63H108V62H111V61H109V59H108V62L106 63V61H107V59L106 60H104L105 61V63L102 61V59L101 60H99V58H96L94 55H93V50H92V53H86V51H85V49L84 48H86L87 49V47H89V45L86 47V46H84ZM95 44V43H94ZM238 44V43H237ZM237 44H235L236 46H237ZM243 43L241 42V45H242ZM247 44H249V43H247ZM31 45V44H30ZM96 45V44H95ZM101 45V44H100ZM104 45V47L106 48V46ZM158 45H159V47H158ZM240 45V46H241ZM256 45V44H255ZM259 45V44H258ZM13 46H14V44H13ZM12 46V47H13ZM21 47H22V45H20ZM48 46H50V45H48ZM47 46V47H48ZM58 46V45H57ZM57 46L55 47V49H57V50H59L58 48L59 47H61L62 46V44L57 48ZM91 46V45H90ZM2 47V46H1ZM4 47V46H3ZM10 47L11 49H14L15 47ZM67 47V46H66ZM63 48V46H62V48H63V50L65 49V50H68L69 49V46L67 47V48ZM101 47V46H100ZM160 47H163V50H161L162 48H160ZM244 47V48H243ZM248 48V49H246V48ZM18 48H19V45H18ZM62 48H60V49H62ZM91 48V47H90ZM94 48V47H93ZM98 48V47H97ZM255 48V47H254ZM258 48V47H257ZM10 49V50H11ZM17 49V48H16ZM46 49V48H45ZM53 49H54V47H53ZM102 49V48H101ZM256 49V48H255ZM18 50V49H17ZM20 50V49H19ZM24 50V49H23ZM31 50V49H30ZM33 50V49H32ZM31 50V51H32ZM70 50V49H69ZM2 51V50H1ZM9 51V50H8ZM7 51V52H8ZM16 51V50H15ZM28 51V50H27ZM88 51V50H87ZM100 51V50H99ZM111 51V52H112ZM115 51H117V50H115ZM10 52V51H9ZM13 52H14V50H13ZM30 52V51H29ZM40 52V51H39ZM43 52V51H42ZM41 52V53H42ZM54 52V51H53ZM72 52H73V50H72ZM127 52V53H126ZM2 53H3V51H2ZM25 53V52H24ZM38 53V52H37ZM55 53V52H54ZM63 53V52H62ZM62 53H61V55H62ZM64 53H66L67 54V52H64ZM63 53V54H64ZM71 53V52H70ZM5 54V53H4ZM9 54V53H8ZM21 54V53H20ZM26 54V53H25ZM29 54V53H28ZM31 54V53H30ZM29 54V55H30ZM74 54V53H73ZM103 54V53H102ZM106 54V53H105ZM116 54H117V52H116ZM14 55V54H13ZM51 55V54H50ZM58 55V54H57ZM60 55V56H61ZM70 55H72V54H70ZM75 55H74V59L76 58L75 57ZM111 55V54H110ZM113 55V54H112ZM2 56V55H1ZM35 56V58L38 56L37 54L36 55H34ZM34 56H33V58H34ZM46 56V55H45ZM66 56V55H65ZM99 56V55H98ZM6 57V56H5ZM5 57H3V58H5ZM15 57V56H14ZM39 57H40V55H39ZM38 57V59H41V57L39 58ZM100 57V56H99ZM116 57V56H115ZM252 57H254V58H256V59H258V61H254L253 62V59H252ZM52 58V57H51ZM58 57H56V55L54 56V58H52L53 60L54 59H57ZM59 58H61L62 60L65 58H63V55H62V57H59ZM10 59V58H9ZM8 59V60H9ZM12 59V58H11ZM23 59V58H22ZM27 59V58H26ZM30 59V58H29ZM52 59H50V60H48V61H53ZM60 59V60H61ZM69 59V58H68ZM68 59H67V61H68ZM70 59H71V57H70ZM69 59V61L71 62V60L73 59H71L70 60ZM73 59V60H74ZM98 59V60H97ZM105 59V58H104ZM1 60H3V59H1ZM5 60V59H4ZM17 60V59H16ZM28 60V59H27ZM46 59H44L43 61L44 62H46L45 61ZM61 60V61H62ZM129 60V59H128ZM142 60V61H143ZM255 60V59H254ZM6 62H4L6 65H7V60H5ZM10 61V60H9ZM24 61H26V60H24ZM34 60L32 59V62H33ZM35 61H36V59H35ZM34 61V62H35ZM40 61H42V60H40ZM47 61V62H48ZM55 61V60H54ZM54 61H53V63H54ZM66 61V60H65ZM14 62V61H13ZM16 62V61H15ZM18 62V61H17ZM16 62V65L18 64ZM26 62H28V61H26ZM70 62H68V63H70ZM74 62V61H73ZM78 62V61H77ZM76 62V63H77ZM3 63V61L0 63L1 65H2V67L4 68V66H5V68L7 67L6 65H3L2 64ZM25 63V62H24ZM23 63V66H22V70H23V67L24 66H26V64H24ZM39 63L40 62H37V64L36 65H34V66H37V68L34 70H31V72L29 73L30 74V76L29 75H27V76H29L28 78H31V76H32V78H34L33 76L36 74H38V76L40 75L41 76V78L39 79V81L38 82H40V80L41 79H43L44 81H45V79L47 80L48 79V77L46 78H43L42 77V74H47L48 73V70L49 71H54V70H56V68L57 69H60L59 67H60V65H61V63L58 61L57 63H56V65L55 64H48V63H50V62H48V63H46V65H44L43 63V65L41 66H39ZM52 63V62H51ZM58 63H60V65L58 64ZM65 64H66V62H64ZM128 63V62H127ZM10 64V63H9ZM9 64H8V66H9ZM63 64V63H62ZM72 64V63H71ZM141 64V65H140ZM143 64H145V66H142ZM10 65H13L14 66V63H12V64H10ZM19 68L17 67V66H15L16 68H18V70H20V68H21V64H20V61H19ZM31 65H33V64H31ZM59 67H58V66ZM67 65H69V64H67ZM72 65H74V66H76L75 64H72ZM117 65V66H116ZM248 65V66H247ZM251 65V66H250ZM30 65H28V67H29ZM55 66H57L56 68H55ZM114 66L115 67H117V69L116 68H114ZM10 67H12V66H10ZM9 67V68H10ZM62 67H63V65H62ZM61 67V68H62ZM126 67H128L127 65H125V67H122V68H125L126 69ZM132 67H131V72H129V73H132V74H134L135 75V72L133 73L132 71L133 70H135V69H132ZM4 68V69H5ZM8 67L4 70V71H6L7 69H9ZM25 68V67H24ZM27 68V67H26ZM33 68V67H32ZM35 68V67H34ZM55 68V69H54ZM66 67H64V69H65ZM130 68V67H129ZM129 68H128V70H129ZM249 68H250V71H252L251 70V68L253 69V70H255V71H252L251 73H250V71H248L247 73H244V71H247V70H249ZM13 69H14V67H13ZM12 69V70H13ZM28 69V68H27ZM26 69V70H27ZM31 69V68H30ZM29 69V70H30ZM64 69H63V71H64ZM3 70V69H2ZM17 70V69H16ZM62 69H60V71H61ZM66 70V69H65ZM1 71V70H0ZM10 71H11V68H10ZM156 71V72H155ZM174 71L175 72H177V74H175L174 73ZM3 72V71H2ZM9 72V71H8ZM8 72H5V74H2V75H6V73H8ZM21 72V71H20ZM28 71H26V73H27ZM34 74H33V73ZM62 72V71H61ZM91 72V73H90ZM14 73H16V72H14ZM23 73V72H22ZM22 73H19V74H22ZM57 73V72H56ZM58 73H60L59 71H58ZM94 73V74H95ZM109 73V72H108ZM108 73H106V74H108ZM124 73V72H123ZM183 73L185 74L184 76H183ZM12 74V73H11ZM19 74H16L17 76H19ZM50 74V73H49ZM53 74H55V71L53 72ZM53 74L51 73L50 75H52L53 76ZM61 74V73H60ZM64 74V73H63ZM66 74V73H65ZM97 74V73H96ZM125 74V77H126V73H124ZM123 74V75H124ZM149 74V73H148ZM148 74H147V78H148ZM151 74V73H150ZM157 74V73H156ZM174 74V75H173ZM189 74L191 75V76H189ZM2 75H1V77H2ZM16 75H15V77L14 78H16ZM36 75H35V77H36ZM59 75V74H58ZM58 75H55L56 77L58 76ZM101 75V74H100ZM123 75H121V77L119 78V79H122L123 80V78H122V76ZM138 75H136V77L138 76ZM141 75V76H140ZM167 75V76H168ZM192 75L193 76H195V77H192ZM14 76V75H13ZM24 76V75H23ZM23 76H22V79H23ZM26 76V75H25ZM27 76L25 77V78H27ZM49 76V75H48ZM54 76V77H55ZM61 76V75H60ZM94 76V75H93ZM106 76V75H105ZM132 76V75H131ZM151 76V75H150ZM163 76H161V80L160 81H162L163 80ZM51 77V76H50ZM49 77V78H50ZM59 77V76H58ZM66 78V79H68L67 81L68 82H70V83H68L67 81H66V79H62V80H65L64 82L65 83H67V84H72V82L69 80V78ZM101 77H104V76H101ZM101 77H94L96 80L98 79V80H100L99 78H101ZM145 77V76H144ZM143 77V78H144ZM151 77H154V75L153 76H151ZM155 77H157V76H155ZM154 77V78H155ZM159 77H160V75H159ZM158 77V78H159ZM189 77H191V79L189 78ZM2 78H5V77H2ZM2 78H1V80H2ZM7 78H9V80L11 79V78H13L12 76L10 77H8L7 76ZM12 79V81L13 82H16L15 81V79ZM31 78V79H32ZM94 78L93 79H91L90 81H92V80H94ZM105 78V77H104ZM108 78H109V76H108ZM116 78H118V77H116ZM127 78H129L128 77V73H127ZM138 78V77H137ZM140 78H138V79H140ZM236 78V77H235ZM234 78V79H235ZM237 78H238V76H237ZM239 78H241V77H239ZM246 78V77H245ZM18 79H19V77H18ZM17 79V80H18ZM22 79H20V80H22ZM31 79H29V81H31ZM34 79H37V78H34ZM52 80H54L55 79V81L57 80V79H59V78H51ZM51 79H48L49 81L51 80ZM102 79V78H101ZM105 79H107V77L105 78ZM111 79H109V80H106V81H111ZM135 79V78H134ZM145 79V78H144ZM165 78H164V81L166 80ZM244 79V78H243ZM254 79H256V78H254ZM1 80H0V83H1ZM3 80H5V79H3ZM7 80V79H6ZM19 80V81H20ZM26 80H28V79H26ZM26 80H24L25 82H26ZM33 80V79H32ZM42 80V81H43ZM51 80V81H52ZM74 80V81H73ZM115 80V79H114ZM131 79L129 78V81H130ZM136 80V79H135ZM148 80H150V81H152L151 80V78L150 79H148ZM155 80H156V78H155ZM159 80V79H158ZM202 80H203V82H202ZM240 80V79H239ZM242 80V79H241ZM241 80L239 81V82H241ZM259 80H261V79H259ZM11 81V82H12ZM23 81V80H22ZM21 81V82H22ZM23 81V82H24ZM28 81V82H29ZM36 81V80H35ZM36 81V82H37ZM44 81H43V84H44ZM54 81V82H55ZM90 81L88 82V84L90 83ZM104 80H102V82H103ZM126 78H125V83H126ZM132 81V80H131ZM139 81V80H138ZM137 80H136V82H138ZM244 81V80H243ZM245 81H247V79L245 80ZM243 82V83H246V82ZM262 81V80H261ZM5 82H7V81H5ZM4 82V83H5ZM10 82V81H9ZM11 82L9 83V84H11ZM12 82V84H15V83H13ZM21 82H16L17 84L19 83V85H20V83ZM24 82V83H25ZM58 83H59V81H57ZM61 82V81H60ZM95 82V81H94ZM97 82V81H96ZM100 82H101V80H100ZM101 82V83H102ZM111 82V83H112ZM116 82H117V80H116ZM120 82V81H119ZM122 82V81H121ZM158 82V81H157ZM206 82V83H205ZM238 82V80L236 81V83L235 84H240ZM30 83V82H29ZM29 83H27L28 85H30ZM32 83V82H31ZM33 83L36 85V83L33 81ZM45 83H47V82H45ZM56 83V82H55ZM104 83L105 82H103V85L102 86H104ZM118 83V82H117ZM133 83H135V82H133ZM139 83H140V81H139ZM143 83L144 82H142V86H143ZM147 82H145V84H146ZM155 83H156V81H155ZM166 83V82H165ZM248 83V82H247ZM263 83V82H262ZM11 84V85H12ZM38 84V83H37ZM49 84V83H48ZM75 84V86H76V83H74ZM73 84V85H74ZM91 84V83H90ZM108 84V83H107ZM120 84H122V83H120ZM128 84H130V82H128ZM127 84V85H128ZM145 84H144V87H146L145 86ZM151 84V83H150ZM154 84V83H153ZM152 84V87H150L151 89L153 88V86L155 85H153ZM241 84H242V82H241ZM2 85V86H1ZM16 85V84H15ZM28 85H26V86H28ZM35 85H30L31 87H33L34 88V86ZM40 85L41 86H43L42 85V82L40 83ZM40 85L38 84V86H39V88L38 89H40L39 91H41V95H42V93H43V95H44V92H45V94H46V90H44L43 88V90H44V92H43V90L40 88ZM45 85H47V84H45ZM51 85V84H50ZM53 85V84H52ZM51 85V86H52ZM71 86V89L74 87V86ZM83 85V84H82ZM85 85H87V84H85ZM118 85V84H117ZM124 85H126V84H124ZM124 85H121V86H124ZM140 85V84H139ZM147 85H149V84H147ZM160 85H161V83H160ZM204 85V86H205ZM262 85H264V84H262ZM14 86V85H13ZM22 86V85H21ZM21 86H19V88H22ZM26 86H23V89L25 88L26 89ZM30 86H28V88L30 87ZM37 86V85H36ZM49 86V85H48ZM61 86H62V83H61ZM60 86V87H61ZM64 86H66V85H64ZM63 86V87H64ZM89 87H90V85H88ZM88 86H85L86 87V89L85 90H87V87ZM92 86H96V85H92ZM98 86H101V85H99V83H98ZM98 86L97 87H95L94 89H96V90H99V88H98ZM110 86V85H109ZM131 86H133V85H131ZM130 86V87H131ZM151 86V85H150ZM158 86V85H157ZM163 86H165L164 85V83H163ZM197 86H196V89H197ZM237 86V85H236ZM239 86V85H238ZM8 87V85H6V84H3V83H1L0 84V101L2 102V103H4L3 105H5V107H4V110L6 111H4L3 110V105H2V110L5 112H3L2 113V110H1V114H3V117H2V121H6V122H8V121H11V120H15V119H17L16 117H18L21 113H22V111L23 110H27V108L30 106V103H31V100L29 99V100H26V99H24L25 97H28V95L26 94V93H28V92H26V91H24V90H21V89H17V87H16V89L17 90H12V91H9V87ZM50 87V86H49ZM54 86H52V88H53ZM67 87V86H66ZM77 88H83L84 87V85H83V87H79V86H76ZM106 87V86H105ZM118 87V86H117ZM119 87H120V85H119ZM158 87H160V86H158ZM193 87V88H194ZM201 87V86H200ZM233 87V86H232ZM262 87V86H261ZM12 88V87H11ZM14 88V87H13ZM12 88V89H13ZM36 88V87H35ZM34 88V90H37L38 91V89H35ZM46 88H48V87H46L45 86V89ZM55 88V87H54ZM68 88V87H67ZM70 88V87H69ZM92 88V87H91ZM91 88H88V89H91ZM116 88V87H115ZM125 89H126V87H124ZM128 88H129V86H128ZM147 88H149V87H147ZM165 88V90L168 88H166V87H164ZM202 89H203V87H201ZM229 88V87H228ZM234 88V87H233ZM239 88H240V86H239ZM244 88V87H243ZM30 89H32V88H30ZM59 89H61V88H59ZM64 89H65V87H64ZM63 88L61 89V90H64ZM104 89H106V88H104ZM108 89V88H107ZM121 89V88H120ZM131 89V88H130ZM133 89H134V87H133ZM137 89V88H136ZM139 89V88H138ZM238 89V88H237ZM256 89V88H255ZM263 89V88H262ZM8 90V91H7ZM26 90H29V89H26ZM49 89H47V91H48ZM58 90V89H57ZM68 90H70V89H68ZM73 90V89H72ZM83 90V89H82ZM81 90V91H82ZM101 90H103V89H101ZM110 90V89H109ZM108 90V91H109ZM114 90V89H113ZM113 90H111V91H113ZM116 90V89H115ZM114 90V91H115ZM119 90V89H118ZM132 90V89H131ZM140 90H141V88H140ZM144 90V89H143ZM158 90V89H157ZM161 90H164L163 89V87L161 88ZM206 90V89H205ZM234 90H236V89H234ZM243 90V89H242ZM245 90V89H244ZM243 90V91H244ZM258 90H260V88L258 89ZM54 91V90H53ZM52 91V92H53ZM56 91V90H55ZM77 91V90H76ZM76 91H73L72 93V95H75V96H69V95H67V96H69L70 98L71 97H75L76 99L75 100H80V102L81 101H83V103L84 102H86V104L88 105V103H87V101L91 98L90 96H92V94H93V92H94V90L93 89H91V93L92 94H89L88 95V90L87 91H80L81 93H79L78 94V92H76ZM90 91V90H89ZM93 91V92H92ZM135 91V90H134ZM134 91H133V93H134ZM139 91V90H138ZM142 91V90H141ZM145 91V90H144ZM155 91V90H154ZM187 91V92H188ZM198 90H196V93L195 92H193V93H195V94H197L198 92H197ZM239 91V90H238ZM29 92H31V91H29ZM34 91H33V89H32V93H33ZM51 91H49V93H50ZM59 92V91H58ZM66 92V91H65ZM68 92V91H67ZM70 92H71V90H70ZM77 94H76V93ZM104 92V91H103ZM122 92V91H121ZM121 92L119 93V94H121ZM126 92V91H125ZM136 92V91H135ZM176 92V91H175ZM183 92V93H184ZM202 92H200V94L202 93ZM241 92V91H240ZM249 92V91H248ZM260 92H262L263 94H264V91H260ZM36 93V92H35ZM34 93V94H35ZM38 93V92H37ZM36 93V94H37ZM62 93V92H61ZM90 93V92H89ZM95 93V92H94ZM113 93V92H112ZM124 93V92H123ZM128 93H129V91H128ZM127 93V94H128ZM131 93V92H130ZM133 93H131V94H133ZM137 93V92H136ZM140 93V92H139ZM138 93V94H139ZM164 93H166V91H164ZM190 93H191V95H192V92L190 91ZM257 93H259L258 91H257ZM262 93H260V94H262ZM4 94H6L5 96H4ZM28 94H30V93H28ZM33 94V95H34ZM39 94H40V92H39ZM56 94V93H55ZM60 94V93H59ZM62 94H64V92L62 93ZM67 94V93H66ZM69 94V93H68ZM98 94V92H96V95ZM138 94H134V95H137L138 96ZM150 94V93H149ZM162 94V93H161ZM200 94H198V95H200ZM236 94H237V92H236ZM246 94V93H245ZM253 93H252V95L251 96H248L247 98L249 99L250 97H252L253 95H254ZM3 95V96H2ZM32 95V94H31ZM51 95V94H50ZM52 95H54V93H52ZM51 95V96H52ZM56 95H58V93L56 94ZM71 95V94H70ZM99 95V94H98ZM105 95H107V97H105V98H110V99H108L107 101H111V97L113 98V94H112V96L110 95V92H109V97H108V94H105ZM125 95V94H124ZM143 95H145L146 96V94H143ZM190 95V96H191ZM226 95H228L229 97H227ZM248 95H250V94H248ZM35 96V95H34ZM33 96V97H34ZM39 96V98H40V95H38ZM38 96H37V99L34 97V99L35 100H38ZM46 96V95H45ZM51 96H49V97H51ZM67 96H66V99H68L67 98ZM101 96V95H100ZM119 96H121V95H119ZM118 95H117V97H119ZM125 96H127V95H125ZM141 96V95H140ZM161 96H163V94L161 95ZM160 96V97H161ZM166 96H163V98H165ZM196 96V95H195ZM231 96H233V95H231ZM238 96V95H237ZM261 96V95H260ZM46 97H48V95L46 96ZM45 97V98H46ZM55 97V96H54ZM98 97V96H97ZM114 97H116V96H114ZM116 97V98H117ZM124 97V96H123ZM122 97V98H123ZM129 97H130V95H129ZM129 97H126V98H129ZM139 97V96H138ZM147 97H148V95H147ZM191 97H193V96H191ZM207 97V96H206ZM220 98V100L218 99V98ZM263 97V96H262ZM28 98H31L30 96L28 97ZM27 98V99H28ZM101 98V97H100ZM120 98V97H119ZM125 98V97H124ZM194 98V97H193ZM192 98V99H193ZM197 98H198V100H196V102L197 101H199V98L200 97H198L197 96ZM243 98V97H242ZM242 98H240V99H238V100H242ZM246 98V99H247ZM253 98H254V96H253ZM33 99V100H34ZM46 99H48V98H46ZM72 99V98H71ZM114 99V98H113ZM121 99V98H120ZM130 99V98H129ZM195 99H196V97H195ZM42 100L44 101V98L42 97ZM74 100V99H73ZM74 100V101H75ZM92 100H94V99H91V101ZM95 100H97V99H95ZM116 100V99H115ZM115 100H113V101H115ZM117 100H118V98H117ZM126 100V99H125ZM132 100H133V98H132ZM131 99L130 100H127V102L128 101H132ZM139 101L140 100V97L138 98V99H136V101ZM141 100H143V99H141ZM233 100V101H232ZM244 100H245V97H244ZM48 101V100H47ZM71 101V100H70ZM90 100L88 101V102H91ZM99 101H101L102 102V100H99ZM107 101H105V102H107ZM109 101V102H110ZM195 101V100H194ZM222 101H224V102H222ZM38 102V101H37ZM52 102V101H51ZM92 102H95V101H92ZM104 102V103H105ZM120 102H122L121 100H120ZM119 101L118 102H114V103H116V104H119L120 103ZM126 102V103H127ZM1 103V104H2ZM57 103V102H56ZM97 103V102H96ZM96 103H95V105H96ZM113 103V102H112ZM122 103H124V102H122ZM133 103V102H132ZM134 103H136L135 101H134ZM132 104L133 106L135 105V104ZM142 103V102H141ZM0 104V105H1ZM34 104H36V102L34 101ZM51 104V103H50ZM50 104H48V105H50ZM54 104V103H53ZM60 104H62V103H60ZM74 104V103H73ZM79 105H80V103H78ZM85 104V103H84ZM90 104V103H89ZM93 104V103H92ZM91 104V105H92ZM111 104V103H110ZM116 104H114V105H116ZM121 104V103H120ZM129 104H131V103H129ZM138 104V103H137ZM32 105V104H31ZM43 105V104H42ZM56 105V104H55ZM66 105V104H65ZM83 105V104H82ZM86 105V106H87ZM101 105V104H100ZM109 105V104H108ZM107 105V106H108ZM123 106L125 105V104H122ZM128 105V104H127ZM40 106H41V104H40ZM44 106V105H43ZM42 106V107H43ZM47 106V105H46ZM54 106V105H53ZM58 106H60V109H56V107H55V109H56V111H58L59 112V110H62L61 109V105H57V108H59ZM66 106H68V105H66ZM69 106H72V105H69ZM73 106H75V104L73 105ZM77 106V105H76ZM81 106V105H80ZM105 106H106V104H105ZM117 107H119L118 105H116ZM123 106H121L120 105V107H123ZM129 106H131V105H129ZM128 106V107H129ZM132 106V107H133ZM137 106V105H136ZM142 106V105H141ZM141 106H139L138 107V109H141L142 110V108H145V107H141ZM39 107V106H38ZM63 107V106H62ZM83 107V106H82ZM85 107V106H84ZM96 107V106H95ZM112 107V106H111ZM127 107V106H126ZM126 107H124V108H126ZM132 107H130V108H132ZM31 108H33L32 106H31ZM40 109H41V107H39ZM47 108V107H46ZM50 108V106H48V109ZM52 108H54V107H52ZM69 108V107H68ZM79 108V107H78ZM94 108V107H93ZM102 108V107H101ZM105 108V107H104ZM116 108V107H115ZM155 108H153V110H154V112H155ZM34 109H35V111H36V108L34 107ZM43 109H45V107H43ZM43 109H41V111H44ZM65 109V108H64ZM74 109V108H73ZM72 109V110H73ZM82 109V108H81ZM91 109V108H90ZM98 109V108H97ZM97 109H95V110H97ZM123 109V108H122ZM127 109V108H126ZM30 110H32V109H30ZM39 110V109H38ZM37 110V112L39 113V111ZM46 110L47 109H45V117L47 116V115H50L51 113H50V110H49V113H46ZM52 111H53V109H51ZM67 110V109H66ZM74 110H76V109H74ZM78 110V109H77ZM83 110V109H82ZM81 110V111H82ZM88 110V109H87ZM134 110H135V108H134ZM141 110L139 111V113L141 112ZM144 110H146L147 111V109H144ZM151 110V109H150ZM40 111V113L41 114H43L42 112ZM48 111V110H47ZM84 111V110H83ZM133 111V110H132ZM131 111V112H132ZM152 111V110H151ZM161 111V110H160ZM27 112V111H26ZM33 112V111H32ZM31 112V113H32ZM36 112V113H37ZM65 112V111H64ZM72 112V111H71ZM91 112V111H90ZM94 112H96V111H94ZM99 112V111H98ZM109 112V111H108ZM118 112V111H117ZM122 112V111H121ZM129 112V110L127 111V113ZM130 112V113H131ZM143 112V111H142ZM142 112H141V114H142ZM162 112V111H161ZM31 113H30V115H31ZM34 113V112H33ZM35 113V114H36ZM38 113H37V121L39 120L38 119ZM39 113V114H40ZM76 113V112H75ZM85 113V112H84ZM97 113V112H96ZM145 113V112H144ZM150 113V112H149ZM152 113V112H151ZM0 114V115H1ZM25 114V113H24ZM27 114V113H26ZM35 114H32L34 117H35ZM47 114V115H46ZM79 114H81V112L79 113ZM83 114V113H82ZM98 114V113H97ZM100 114H101V112H100ZM107 114V113H106ZM123 114V113H122ZM136 114V113H135ZM141 114H139V115H141ZM146 114V113H145ZM154 114V113H153ZM163 114H165V112L163 113ZM28 115V114H27ZM29 115V116H30ZM78 115V114H77ZM96 115V114H95ZM103 115V114H102ZM110 115V114H109ZM114 115V114H113ZM118 115V114H117ZM116 115V116H117ZM126 118H128L127 116H128V114H123ZM133 115V114H132ZM131 114L129 115L130 117L132 116ZM138 114H136V116H137ZM143 115V114H142ZM147 115H150V114H147ZM162 115V114H161ZM210 115H213V116H211L210 117ZM21 116H22V114H21ZM33 116H30L31 118H29V119H33L34 117ZM42 116H44V114L42 115ZM56 116V115H55ZM82 116H84V115H82ZM107 116V115H106ZM124 116H120V117H124ZM150 116H152V114L150 115ZM170 116V117H171ZM204 117V119L205 118H211V121H209L210 122V125H208L209 127H211V128H208L207 126H206V128L202 125L201 126V124H204V123H202V118ZM24 117V119H25V117L27 118V116L26 115H24L23 116ZM35 117V118H36ZM45 117H44V121H45ZM49 117V116H48ZM57 117H58V115H57ZM61 118L63 117V116H60ZM59 117V118H60ZM67 117V116H66ZM90 117V116H89ZM145 117V116H144ZM153 117H155L156 118V116H153ZM152 117V118H153ZM157 117L158 118H160V116H158L157 115ZM193 117H195V119L193 118ZM20 118V120L22 119L21 117H19ZM18 118V119H19ZM40 118H41V116H40ZM50 118V117H49ZM54 117H52L51 116V119H48V120H52ZM63 118H65V117H63ZM63 118H62V120H63ZM70 118V117H69ZM87 118V117H86ZM135 118V117H134ZM140 118V120H141V116L139 117ZM151 118V117H150ZM149 118V119H150ZM151 118V120H153ZM154 118V120H156ZM157 118V119H158ZM173 117H171V119H172ZM1 119V118H0ZM67 120H68V117L66 118ZM74 121H76L75 120V118H72ZM93 119H95V118H93ZM101 120L103 119V118H100ZM138 119V118H137ZM174 119V118H173ZM172 119V120H173ZM27 120V123H29L30 124V122H28V119H26ZM26 120L23 122V123H26ZM31 120H29V121H31ZM42 120V119H41ZM57 120H59V119H57ZM67 120H66V123H67ZM70 120H71V118H70ZM79 120V119H78ZM118 120H119V118H118ZM120 120H122V121H124L123 119H121L120 118ZM125 120H127V119H125ZM131 122H132V117H131V119H129ZM135 120V119H134ZM140 120H137V122L139 123V121ZM145 120V119H144ZM208 120H210V119H208ZM43 121V122H44ZM83 121V120H82ZM93 121V120H92ZM105 121H107V120H105ZM112 120H109L108 122H111ZM117 121V120H116ZM116 121L114 122V123H116ZM136 121V120H135ZM146 121H148V120H146ZM150 121V120H149ZM5 122V123H6ZM33 122H34V119L31 121V124H33ZM40 122V121H39ZM42 122V123H43ZM48 122V123H47ZM55 122H56V119H55ZM70 122H73L72 120L70 121ZM81 122V121H80ZM89 122V121H88ZM104 122V121H103ZM118 122V121H117ZM119 122H121V121H119ZM118 122V123H119ZM126 121H124V123H125ZM127 122H129V121H127ZM145 121H141V124H143ZM157 122H158V120H157ZM160 122V121H159ZM168 122V121H167ZM173 122V121H172ZM207 122V121H206ZM206 122H205V125H206ZM211 122H217L218 124H219V122H221V127L222 128H220V129H222V130H219L218 132H216V134H215V132H211L212 130H213V128L215 127H213L212 128V126H211ZM12 123V122H11ZM17 123V122H16ZM15 123V124H16ZM35 123V122H34ZM46 123L49 125V121H47L46 120ZM51 124L52 123H54V122H50ZM57 123H59L58 125L60 126V123L61 122H57ZM62 123H64V121H62ZM61 123V124H62ZM68 123H69V121H68ZM76 123V122H75ZM84 123V122H83ZM111 123H113V122H111ZM110 123V124H111ZM113 123V124H114ZM123 123V125H125ZM130 123V122H129ZM128 123V124H129ZM152 123H154V126H155V121H153ZM151 122H150V124H152ZM170 123V122H169ZM217 123H216V125H217ZM0 124H3L2 122L0 123ZM13 124H14V122H13ZM47 124H43V126H47ZM65 124V123H64ZM71 124V123H70ZM70 124H68L69 126H70ZM77 124H78V122H77ZM80 124V123H79ZM82 124V123H81ZM96 124V123H95ZM108 124V123H107ZM109 124V126H112V125H110ZM132 124V123H131ZM135 124H137V123H135ZM146 124V123H145ZM145 124H143V125H145ZM148 124V123H147ZM146 124V125H147ZM149 124V125H150ZM170 124H172V123H170ZM169 124V126L171 127V125ZM207 124H208V122H207ZM215 124V123H214ZM10 125V124H9ZM20 125V124H19ZM21 125H24V127H25V124H21ZM28 125V124H27ZM85 125V124H84ZM98 125H99V123H98ZM97 125V126H98ZM117 125H119V124H117ZM116 125V126H117ZM133 125V124H132ZM138 125H140V124H138ZM143 125H142V127H143ZM168 125V124H167ZM175 125H176V123H175ZM17 126H18V124H17ZM16 125L15 126H11L10 125V127L8 126L7 127V124H6V126H3V127H7V129H5V131H4V129H3V132H5L4 134H0V157H1V159H5V155L3 154V153H5L6 155L8 154V153H11V152H16V150H18L19 149V147H18V143H20V141L19 140H17L18 139V137H14L13 135V137L12 136H10V134H9V132H11V130H12V128L13 127H17ZM38 126V125H37ZM39 126H41V128H46V130H47V128L48 127H42V125L40 124ZM51 126V125H50ZM49 126V127H50ZM63 126V125H62ZM69 126H67V127H69ZM72 126H73V123H72ZM77 126V125H76ZM105 126V125H104ZM108 126V127H109ZM148 126V125H147ZM152 126V125H151ZM160 126V125H159ZM172 126H174V124L172 125ZM1 127V126H0ZM2 127V128H3ZM12 127V128H11ZM19 127V126H18ZM52 128L53 127H55V126H51ZM58 127V126H57ZM57 127H55L56 129H57ZM83 127V126H82ZM81 127V128H82ZM102 127V126H101ZM107 127V126H106ZM113 127H115V126H113ZM124 127V126H123ZM123 127H121V128H123ZM126 127V126H125ZM132 127V126H131ZM131 127H129V128H131ZM134 127H138L137 125L136 126H134ZM153 127V126H152ZM165 127V126H164ZM31 128V127H30ZM35 128V127H34ZM34 128H31V129H33V130H36V129H34ZM40 128V129H41ZM51 128V129H52ZM58 128H60V127H58ZM105 128V127H104ZM111 128V127H110ZM110 128H108L109 129V131L111 130ZM115 128H118V126L117 127H115ZM127 128V127H126ZM133 128V127H132ZM138 128H140V127H138ZM144 128H146L145 126H144ZM148 128H150V126L148 127ZM163 128V127H162ZM168 129H169V127H167ZM217 128H218V125H217ZM38 129L39 131H41V130H43V129ZM55 129V130H56ZM61 129V128H60ZM59 129V130H60ZM63 129V128H62ZM75 129H77V128H75ZM78 129H79V127H78ZM84 129V128H83ZM91 129V128H90ZM134 129V128H133ZM151 129V128H150ZM150 129H149V132H151V131H154V130H152L151 129V131H150ZM214 129H216V128H214ZM219 129V128H218ZM19 130V129H18ZM22 130V129H21ZM38 130H36V131H38ZM54 130V128L52 129V131ZM67 130V129H66ZM72 129H70V131H71ZM88 130V129H87ZM105 130V129H104ZM107 130V129H106ZM105 130V131H106ZM134 130H136V128L134 129ZM139 130V132H140V130L141 129H138ZM143 130H145V131H147L146 129H143ZM165 130V129H164ZM163 130V131H164ZM169 130H171V129H169ZM173 130V129H172ZM172 130H171V132H169L170 134L172 133ZM14 131H15V129H14ZM13 131V132H14ZM26 131V130H25ZM39 131L37 132V133H39ZM47 131H50V128H49V130H47ZM51 131V132H52ZM62 132H64V130H61ZM70 131L68 130V132L70 133ZM74 131V130H73ZM73 131H71V132H73ZM76 131V130H75ZM100 131H102V129L100 130ZM103 132V134H105L106 132ZM113 131V130H112ZM116 131V130H115ZM161 131V130H160ZM159 131V132H160ZM162 131V132H163ZM166 131V130H165ZM16 132V131H15ZM22 132V131H21ZM42 132V131H41ZM43 132H46L45 130L43 131ZM57 133V131H54V133ZM85 132V131H84ZM120 132V131H119ZM142 132H144V131H141V133ZM148 132V131H147ZM157 132H158V130H157ZM162 132L161 133H158V136H159V134H162ZM167 132V133H168ZM173 132H175V131H173ZM17 134H18V131L16 132ZM32 133V131L30 130V135H32L31 137H33V136H35V135H37V134H35V135H33V134H31ZM33 133H36L35 131L33 132ZM47 134H48V132H46ZM59 133V132H58ZM58 133H57V135H58ZM67 134L66 133V131L63 133L64 135L65 134H67V135H69V138H70V134ZM77 133V132H76ZM121 133H122V131H121ZM120 133V135H122ZM153 133V132H152ZM213 133V134H212ZM13 134V133H12ZM16 134V135H17ZM22 134H24L23 132H22ZM25 134H27V133H25ZM40 134V133H39ZM38 134V135H39ZM45 134V133H44ZM49 134H50V132H49ZM53 134V133H52ZM52 134H50V135H48V136H50L49 138H48V136L46 137L47 138V140H50V138H51V136H52ZM60 134H61V132H60ZM58 135V136H61V135H63V134H61V135ZM73 134V133H72ZM71 134V135H72ZM77 134H79V132L77 133ZM102 134V135H103ZM111 134V133H110ZM142 134H146V132H144V133H142ZM151 135V133H148L147 135ZM173 134H175V133H173ZM15 135V134H14ZM46 135V134H45ZM55 134H53V136H54ZM63 135V136H64ZM92 135V134H91ZM114 135H116L117 136V134H114ZM124 135V134H123ZM122 135V136H123ZM125 135H127L126 133H125ZM124 135V136H125ZM128 135H129V133H128ZM133 136L132 137H136V136H134L135 134L133 133L132 134ZM165 135H167V134H165ZM176 135V134H175ZM19 136V135H18ZM24 136V135H23ZM29 136V134L28 135H26V137H28ZM43 135H41V137L39 136V138H38V136H35V137H37L36 139H39V142H40V138H43L42 137ZM58 136H56L55 135V137L57 138V140L59 139L58 138ZM63 136H61V137H63ZM73 136V135H72ZM75 136V135H74ZM79 136H81L82 137V134L81 135H79ZM106 136V135H105ZM104 136V137H105ZM131 136V135H130ZM152 136V135H151ZM154 136V137H155ZM162 136V135H161ZM19 137H21V134H20V136ZM26 137H22V138H20V139H23V138H26ZM55 137L53 138V139H55ZM65 137V136H64ZM63 137V138H64ZM77 137V136H76ZM81 137H77V139L78 138H81ZM91 137V136H90ZM93 137V136H92ZM99 137H102L101 135H99ZM99 137H97V139L99 138ZM107 137V136H106ZM109 137V136H108ZM119 137V136H118ZM117 137V138H118ZM131 137V138H132ZM141 137V138H140ZM153 137V138H154ZM155 137V138H156ZM169 137V136H168ZM174 137V136H173ZM214 137V138H213ZM30 138V137H29ZM45 138V137H44ZM51 138V139H52ZM86 138V137H85ZM89 138V137H88ZM87 138V139H88ZM103 138V137H102ZM101 138V139H102ZM112 138V137H111ZM120 138V137H119ZM129 139H131L130 137H128ZM133 138V139H134ZM149 138H151V137H149ZM148 138V139H149ZM33 139V138H32ZM52 139V140H53ZM62 139V138H61ZM60 139V140H61ZM66 139H67V137H66ZM71 139H72V137H71ZM77 139H75V140H77ZM92 139V138H91ZM93 139H95V141L96 142H98V141H100V143H97V145L98 144H101V142L104 140V138H103V140L101 141L100 139L99 140H96V138L94 137ZM113 139V138H112ZM121 140H122V137L120 138ZM129 139L127 140V141H129ZM137 139V138H136ZM43 140V139H42ZM45 140V139H44ZM47 140H45L46 141V143L47 144H45V145H47V146H49L48 145V143L49 142H52V140L51 141H49V142H47ZM57 140H54V142H53V145L51 144V150L53 149L52 148V146H55L54 144H55V142L57 141ZM69 140V139H68ZM80 140V139H79ZM79 140H77L78 141V143H79ZM108 140H109V138H108ZM119 140V139H118ZM152 140V139H151ZM17 141H19V142H17ZM22 141V140H21ZM24 141V140H23ZM28 141V140H27ZM63 141H64V139H63ZM72 141L73 142H75L74 141V139H72ZM76 141V142H77ZM81 141V140H80ZM85 141V140H84ZM83 141V142H84ZM107 140L105 139V143H107V145H109L108 144V142H106ZM113 141V140H112ZM135 141H137V140H135ZM212 141H214L213 143H215L216 144V146H214V144L212 143ZM17 142V143H16ZM33 142V141H32ZM34 142H35V139H34ZM33 142V143H34ZM37 142V144H38V147H39V142L38 141H36ZM35 142V143H36ZM86 142H88V141H86ZM86 142H84V143H86ZM92 142V144H94V141H91ZM90 142V143H91ZM131 142V141H130ZM31 143V142H30ZM34 143V144H35ZM41 143V142H40ZM58 143V142H57ZM59 143H60V141H59ZM69 143H70V141H69ZM77 143V144H78ZM83 143V144H84ZM113 143V142H112ZM170 143H173V144H171L172 145V147H169V146H166V145H168V144H170ZM32 144V143H31ZM30 144V146L32 147V145ZM34 144H33V146H34ZM44 144V143H43ZM43 144H41L42 146H44ZM50 144V143H49ZM82 144V145H83ZM92 144H89L90 146L92 145ZM113 144H115V145H119L120 144V142L119 141H117V144L115 143V141H114V143ZM112 144V147L114 146ZM125 144V143H124ZM27 145V144H26ZM26 145H24L23 147H22V150H24V147L26 146ZM36 145V144H35ZM57 145V144H56ZM121 145V144H120ZM29 146V148H31ZM58 146V145H57ZM69 146V145H68ZM75 146L76 147H78V145H76V143H75ZM85 146L87 147V145L85 144ZM94 146H96V145H94ZM93 146V147H94ZM102 146V145H101ZM104 146H106V144L105 145H103V147ZM122 146H124V145H122ZM37 147V145L35 146V147H33V148H31V149H34L33 151H36V150H42L43 148H38ZM50 147H48V148H50ZM63 147V146H62ZM74 147V146H73ZM72 147V148H73ZM86 147H84L83 146V148H85V149H81V143H80V148H79V150H80V154H81V150H85L86 151ZM99 147V146H98ZM109 147V146H108ZM116 147V146H115ZM115 147H114V150H115ZM165 147H169L168 149H166ZM25 148H27V147H25ZM28 148V149H29ZM48 148H46V149H48ZM59 148V147H58ZM64 148V147H63ZM89 148L90 147H88V149L87 150H89ZM101 148V147H100ZM106 147H104L103 149H105ZM109 148H111V147H109ZM108 148V149H109ZM118 148V146L116 147V149ZM45 149V147H44V150H45V152L43 153V154H41V155H44V154H46V150ZM55 149V148H54ZM91 149V148H90ZM107 149V148H106ZM111 149H113V148H111ZM110 149V150H111ZM43 150V151H44ZM49 150V149H48ZM68 150H69V148H68ZM71 150V149H70ZM25 151H27V150H25ZM50 151V150H49ZM56 151V153L58 152V149L57 150H55ZM94 151V150H93ZM20 152H21V149H20ZM29 153H28V155L30 154V151H28ZM40 152V151H39ZM50 152H52V151H50ZM54 152V151H53ZM71 152V151H70ZM78 152V151H77ZM76 152V154H78ZM92 152V151H91ZM106 152V150L104 151V153ZM115 152H118V151H115ZM114 152V153H115ZM119 152V153H120ZM23 153H26V152H23ZM31 153H33V152H31ZM38 153V152H37ZM36 153V154H37ZM40 153H42V152H40ZM60 153V152H59ZM68 153V152H67ZM83 153V155L81 154V157L82 156H85L84 155V152H82ZM87 152H85V154H86ZM35 154V153H34ZM33 154V155H34ZM75 154V155H76ZM98 153H96V155H97ZM143 154H146V156H143ZM19 155H21V154H19ZM24 155H26V154H24ZM39 156H40V154H38ZM38 155H36L34 158H36ZM50 155H52V154H50ZM60 155H62V154H60ZM74 155V154H73ZM86 155H89V153H87ZM91 156H93L94 155V157H95V154L93 153V155L92 154H90ZM99 155V154H98ZM112 155H113V152H112ZM119 155V156H120ZM14 156V155H13ZM21 156H23V155H21ZM21 156H18V157H20V159H21ZM32 156V155H31ZM31 156H28L27 157V155H26V157H25V159H31L32 157ZM64 156H65V154H64ZM99 156V157H100ZM116 156V155H115ZM120 156V157H121ZM12 156H10V158H11ZM18 157H12V159L10 160L9 159V161L7 160V164H9V166H13V168H15L14 166L16 165V164H19V163H17V158ZM31 157V158H30ZM53 157V156H52ZM57 157V156H56ZM69 157H71V156H69ZM87 157V156H86ZM90 157V156H89ZM98 157V158H99ZM39 158V157H38ZM64 158H66V157H64ZM75 158V157H74ZM77 158V157H76ZM79 158V157H78ZM77 158V159H78ZM85 158V157H84ZM97 158V157H96ZM104 158L106 159V161H104ZM53 159V158H52ZM67 159H68V156H67ZM88 159V158H87ZM92 159V158H91ZM19 160V159H18ZM22 160H24V159H22ZM28 160V161H29ZM35 160V159H34ZM33 160V161H34ZM38 160V159H37ZM41 161H44V160H42V159H40ZM79 160V159H78ZM82 160V159H81ZM101 160H103L104 162H102ZM180 162H179V161ZM5 161V160H4ZM4 161H2V162H4ZM20 161V160H19ZM27 161V162H28ZM39 161V160H38ZM51 161V160H50ZM63 161H64V159H63ZM94 161H95V159H94ZM45 162V161H44ZM59 162V161H58ZM68 162H70V161H68ZM90 162V163H91ZM181 163L180 165H179V163ZM5 163H6V161H5ZM43 163V162H42ZM48 163V162H47ZM53 163V161L51 162V163H49V165H51ZM55 163V164H54ZM54 166L56 165V162L54 161ZM96 163V162H95ZM1 164V163H0ZM6 164V165H7ZM27 164V163H26ZM40 164V163H39ZM73 164H75V163H72V165ZM233 164H236V165H238V167H235ZM2 165H4V163L3 164H1L0 166H2ZM35 165V164H34ZM46 165V164H45ZM76 165H78V164H76ZM5 166V165H4ZM41 166V165H40ZM79 166V165H78ZM86 166V167H85ZM89 168H88V167ZM117 166V167H116ZM226 166V167H225ZM3 167V166H2ZM51 167V166H50ZM227 167H229V173L230 174H236L237 175V177L236 176H234L235 178H238L239 179V181H240V185L243 187V188H247V187H249V186H251L252 188L250 189V191H249V194L248 195H245L244 197H242V199H241V201H240V199L238 200V201H240L241 202V204L242 205H245L244 207L245 208H243L242 206H240L239 205V203L237 202V204L235 203V205H234V203H233V205L231 204V205H229V207H227L228 206V202H226V201H224V200H222V196L223 195H225V192L226 191H222V190H219L220 188H219V183L217 182V180H218V178L219 179H221L220 181H222V182H224L228 177L227 176H229V174L228 173H226L225 171H226V168ZM11 168V167H10ZM53 168V167H52ZM6 168H4V170H5ZM12 169V168H11ZM11 169H7V170H11ZM54 170V169H53ZM101 172V173H102ZM109 172H111V173H109ZM68 173V172H67ZM86 173V172H85ZM99 173V172H98ZM107 173V172H106ZM46 174V173H45ZM62 174V173H61ZM69 174V173H68ZM78 174H79V172H78ZM83 174V173H82ZM116 174V173H115ZM114 174V175H115ZM119 174V173H118ZM121 174H120V176H121ZM134 175V178H131V176L133 177V175ZM43 175V174H42ZM64 175V174H63ZM63 175L61 176L60 175V177L62 178L63 177ZM70 175V174H69ZM76 175H77V173H76ZM131 175V176H130ZM67 176V175H66ZM78 176H81L82 177V175H78ZM89 176V175H88ZM97 176V175H96ZM95 176V177H96ZM116 176V175H115ZM60 177L58 178V179H60ZM70 177V176H69ZM72 177V176H71ZM74 177H75V175H74ZM80 177V178H81ZM112 177V176H111ZM117 177V176H116ZM116 177H114L113 179L115 180V179H117ZM227 177V178H226ZM233 177V178H234ZM32 178V177H31ZM37 178V177H36ZM50 178V177H49ZM86 178V177H85ZM126 178H127V180H126ZM42 179H43V177H42ZM42 179H39L38 181H40L41 182V180ZM45 179V178H44ZM43 179V180H44ZM69 179V178H68ZM91 179H93V178H91ZM112 179V180H113ZM125 179V180H124ZM36 180V179H35ZM43 180H42V182H43ZM53 180V179H52ZM55 180H57V179H55ZM76 180V179H75ZM94 180H98V182L97 183H95V185H93L92 186V184H90V183H92V182H90V183H88V184H90L93 188L91 189V191L90 192H87V195L85 194V189H84V191H82L81 190V186H80V184H78L80 187V189H79V191L76 189V188H74V189H76V190H73V188L71 189V188H68V187H64V186H60L59 188H60V190H59V195L57 196H53V200H54V204H52V202H51V204L50 205H52V206H49V204H48V206L46 205L45 206V210H44V212H45V214H46V216L44 215V217H48L49 216V212L51 211H57V210H62L63 208H64V206H67L68 204H66V203H70V202H67V200L69 199V198H71V197H77L76 199H77V201H75V202H77V205L76 206H73L74 207V209L73 210H71V213H69L68 215H66V216H68L67 217V219H66V222H67V230H66V232L68 231V233H69V235H70V237H71V240H73V242H71V244L72 243H75V241H84L85 239H86V237H87V231L85 230V228L84 229H82L84 226H83V222H84V220H83V218L84 219H86V220H88V221H92L93 219V217H95V214H99V213H101V212H103V211H109L110 213H111V216L112 217H115V216H117V214H116V211H115V209L119 206V204H118V202H117V198L116 197H114V195H113V192H112V190H111V187H110V177L106 174L105 175V173H104V175H100V176H98V177H96ZM93 180V181H94ZM119 180V179H118ZM237 180V179H236ZM235 180V181H236ZM27 181H29V180H27ZM37 181V180H36ZM48 181V180H47ZM72 181V180H71ZM77 181H79V180H77ZM81 181V180H80ZM79 181V182H80ZM87 181V180H86ZM35 182V181H34ZM78 182V183H79ZM84 182V181H83ZM238 182V181H237ZM237 182H235V183H237ZM44 183V182H43ZM48 183V182H47ZM73 183V182H72ZM85 183V182H84ZM83 183V184H84ZM113 183H114V181H113ZM151 183H152V185L153 186H151ZM7 184V183H6ZM69 184V183H68ZM115 184V183H114ZM116 184H117V182H116ZM233 184V183H232ZM10 185V184H9ZM8 185V186H9ZM27 185H29V184H27ZM39 185H41L40 183H39ZM38 185V186H39ZM44 186H45V184H43ZM90 185H89V187H90ZM172 185H176L175 186V188H173V187H171ZM254 187H253V186ZM5 186V185H4ZM3 186V187H4ZM25 186V185H24ZM42 186V185H41ZM41 186H39V187H41ZM47 186V185H46ZM45 186V187H46ZM66 186V185H65ZM85 186V188H88V187H86V185H84ZM178 186V187H177ZM39 187H37L38 189H39ZM71 187V186H70ZM183 187H187V189H189L190 190V192L189 191H186L187 193H184L183 191L186 189H184ZM234 187V186H233ZM241 187V188H242ZM9 188H11V186L9 187ZM42 188V187H41ZM48 188V187H47ZM182 188L184 189V190H182ZM250 188V187H249ZM46 189V188H45ZM174 189H175V191H174ZM7 190H9V200L8 201H12V204H10L11 205V207L13 206V207H22V205H23V201H22V197L20 198V197H18V198H16V197H13V195H11L12 193L10 192V191H12V189L10 190V189H7ZM6 190V191H7ZM43 189H41V190H39V191H42ZM88 190H90V188L88 189ZM47 191H49V190H47ZM165 191V190H164ZM220 191H222V192H220ZM229 191V190H228ZM235 191V190H234ZM244 191H245V189H244ZM248 191V190H247ZM8 192V191H7ZM50 192V191H49ZM118 192V191H117ZM157 192V191H156ZM54 193H56V190L54 191ZM89 193V194H88ZM137 193H134V194H137ZM145 193V192H144ZM165 193V192H164ZM182 193L183 194H186L185 196H182ZM52 194V193H51ZM123 194V193H122ZM133 194V193H132ZM156 194V193H155ZM163 194V193H162ZM48 195H50V193L48 194ZM89 195V196H88ZM124 195V194H123ZM122 195V196H123ZM148 195V196H149ZM168 195V196H169ZM191 195H189V196H191ZM234 195H235V193H234ZM104 196V197H103ZM131 196H133V195H131ZM140 196V195H139ZM146 197L147 198V200H149L148 198H150V197H152L153 198V195L152 196H150V197ZM155 197H156V195H154ZM161 196V195H160ZM159 195H158V197H156L158 200L161 198ZM168 196L166 197V198H168ZM172 196H174V197H172ZM231 196H233V194L231 195ZM6 197H7V195H6ZM7 197V198H8ZM49 197V196H48ZM118 197H120V195L118 194ZM128 197V196H127ZM140 197H142V196H140ZM144 197V196H143ZM225 197V196H224ZM124 198V197H123ZM146 198H143V199H146ZM151 198V199H152ZM165 198V197H164ZM164 198H162V200H160V201H163V202H165L164 201ZM165 198V199H166ZM170 198H168V199H170ZM196 198V199H195ZM236 198H237V196H236ZM49 199V198H48ZM72 199V198H71ZM140 199V198H139ZM142 199V198H141ZM142 199V200H143ZM153 199H155V198H153ZM152 199V201L154 202V200ZM189 199H190V197H189ZM235 199V198H234ZM50 200V199H49ZM52 200V201H53ZM124 200V199H123ZM126 200V199H125ZM138 200V199H137ZM141 200V201H142ZM171 200V199H170ZM229 200V199H228ZM48 201V200H47ZM120 201V200H119ZM130 201H132L131 199H130ZM134 201V200H133ZM159 201V202H160ZM169 201V200H168ZM197 201V200H196ZM195 201V202H196ZM43 202V201H42ZM49 202V201H48ZM47 202V203H48ZM139 202V201H138ZM143 202L144 201H142V204H143ZM145 202H146V200H145ZM148 202H150V200L148 201ZM159 202H156V203H159ZM167 202V201H166ZM170 202H175V200L174 201H170ZM186 202V203H187ZM191 202H193V201H191ZM195 202L193 203V204H195ZM229 202H232V200L231 201H229ZM11 203V202H10ZM41 203V202H40ZM46 203V204H47ZM73 203V202H72ZM130 203V202H129ZM128 203V204H129ZM132 203H134V202H132ZM137 203V202H136ZM136 203L134 204V205H136ZM151 203V202H150ZM175 203H177V202H175ZM185 203V202H184ZM197 203L198 204H200V201H197ZM226 203H227V205H226ZM9 204V203H8ZM124 204H126V201L124 202ZM131 204V203H130ZM140 204L141 203H137V205H136V207H139L140 206ZM163 204V203H162ZM164 204H166V203H164ZM170 204V203H169ZM172 204V203H171ZM180 203H178V205H179ZM192 204V203H191ZM133 205V204H132ZM147 205V204H146ZM159 205V204H158ZM167 205H168V202H167ZM173 205V204H172ZM176 205V204H175ZM187 205V204H186ZM225 205V206H224ZM70 206H72L71 205V203H70ZM69 206V207H70ZM131 206V205H130ZM141 206H145V205H141ZM149 206V205H148ZM154 206H156V205H154ZM160 206H162L161 205V202H160ZM174 206V205H173ZM199 206V205H198ZM69 207H67L68 209H69ZM121 207V206H120ZM132 207V206H131ZM134 207V206H133ZM133 207H132V209H133ZM136 207H134V208H136ZM162 207H164L165 208V205L164 206H162ZM161 207V208H162ZM187 207V206H186ZM191 207V206H190ZM195 208L197 207L196 206V204H195V206H194ZM200 207V206H199ZM17 208V209H18ZM142 208H145V207H142ZM152 208H153V206H152ZM171 208V207H170ZM175 208V207H174ZM179 208V207H178ZM177 208V209H178ZM187 208H189V207H187ZM192 208V207H191ZM159 209H160V207H159ZM163 209V208H162ZM177 209H176V211H177ZM179 209H182L181 208V205H180V208ZM184 210H185V208H183ZM198 209L199 208H197V210L196 209H194V210H196L197 212H199L198 211ZM200 209H201V207H200ZM41 210V209H40ZM64 210V209H63ZM137 210H138V208H137ZM143 210V209H142ZM145 210V209H144ZM143 210V211H144ZM164 211H165V213H167V208L166 209H163ZM163 210L161 211V209H160V211L162 212L161 214H162V216H164L163 215ZM189 209H187V211H188ZM193 210V211H194ZM206 210H207V212H206ZM34 211V210H33ZM43 211V210H42ZM119 211V210H118ZM139 211V210H138ZM149 211H152V210H149ZM149 211H146V212H149ZM156 211V210H155ZM157 211H158V207H157ZM156 211V212H157ZM170 211H172V210H170ZM173 211H174V209H173ZM182 211V210H181ZM193 211H191V212H193ZM35 212V211H34ZM59 211H57V212H55V213H58ZM70 212V211H69ZM122 212V213H121ZM120 213H119V215H121V214H123V211H121ZM145 212V213H146ZM183 212V211H182ZM182 212H179L178 211V213L179 214H183ZM195 212V211H194ZM200 212H201V210H200ZM40 213H43V212H40ZM106 213V212H105ZM151 215H152V213L151 212H149ZM149 213H147V214H149ZM154 213V212H153ZM172 213H175V211L174 212H172ZM187 213V212H186ZM186 213H184V214H186ZM37 214V213H36ZM62 214H64V211H63V213ZM135 214V213H134ZM133 214V212L131 213V215H134ZM137 214V213H136ZM135 214V215H136ZM142 213H139L138 215L140 216ZM143 214H144V212H143ZM147 214H144V215H146V220H147ZM160 214V213H159ZM160 214V215H161ZM169 214L171 215V213L169 212ZM188 214H190L189 212H188ZM188 214H187V216H188ZM192 214V213H191ZM195 214V213H194ZM194 214L192 215V216H190V218L191 217H193L194 216ZM198 214V213H197ZM200 214L201 213H199L198 215L200 216ZM58 215V214H57ZM73 215H75V216H78L77 217V220H79L78 218H82V221H79L80 223L82 222V226L79 224V222L77 223V221H75V219H72V216ZM118 215V216H119ZM124 215V214H123ZM154 215H156L155 213H154ZM170 215H168L169 217H170ZM174 215H176V213L175 214H173V216ZM196 215V214H195ZM220 215V214H219ZM222 215V214H221ZM38 216V215H37ZM36 215H34V217H37ZM54 216V215H53ZM63 216V215H62ZM138 216V217H139ZM167 216V217H168ZM179 216V215H178ZM185 216V215H184ZM187 216H185V217H187ZM198 216V217H199ZM58 217V216H57ZM65 217V216H64ZM101 217V216H100ZM102 217H104L103 216V214H102ZM138 217H137V219H138ZM166 216L164 217V218H167ZM180 217H183L182 215H180ZM179 217V218H180ZM198 217H193L192 219H197ZM226 217V216H225ZM1 218V217H0ZM55 219H56V217H54ZM122 218V217H121ZM124 218V217H123ZM151 218H152V216H151ZM174 218H176L175 216H174ZM188 218V217H187ZM37 219H38V217H37ZM36 219V220H37ZM54 219V220H55ZM65 219V218H64ZM140 219H143V218H141V216H140ZM144 219H145V217H144ZM150 218H148V220H149ZM168 219V218H167ZM173 219V218H172ZM189 219V218H188ZM220 219V218H219ZM52 220H53V218H52ZM51 220V221H52ZM103 220V219H102ZM133 220L134 219H132L131 221L133 222ZM135 220H136V216H135ZM173 220H177V218L176 219H173ZM184 220V219H183ZM13 221V220H12ZM11 221V222H12ZM39 221V220H38ZM46 221H48V220H46ZM45 221V225H47L46 222ZM56 221V220H55ZM99 221V220H98ZM163 221V220H162ZM185 221V220H184ZM184 221H183V223H184ZM188 221V220H187ZM191 221H193L194 222V220H191ZM200 221V220H199ZM198 221V222H199ZM222 221V220H221ZM43 222V221H42ZM57 222H60L59 220H57ZM56 222V223H57ZM96 222H97V220H96ZM129 222V221H128ZM137 223H138V221H136ZM140 222L142 223L143 221L142 220H140ZM140 222H139V224H140ZM173 222V221H172ZM176 222V221H175ZM178 222V221H177ZM180 222H182V221H180ZM198 222L196 223V224H198ZM252 222H256V224H252ZM49 223V222H48ZM52 223V222H51ZM50 223V224H51ZM87 223V222H86ZM94 223H95V221H94ZM165 223V222H164ZM183 223H182V225H183ZM186 223V222H185ZM185 223H184V225H185ZM187 223H189V224H191L190 222H187ZM186 223V224H187ZM213 223V222H212ZM231 223V222H230ZM12 224V223H11ZM15 224V223H14ZM38 224H39V222H38ZM62 223H60V225H61ZM97 224V225H96ZM95 225L97 226V227H95V231H97V233L99 234V237H98V239L99 238H101L102 239V241H107V240H110L109 238L112 236V234H110V236L108 235V233H107V231H108V226H107V224L105 223V222H99V223H96ZM126 224H127V222H126ZM129 224H131V223H129ZM133 224V223H132ZM136 224V223H135ZM144 224V223H143ZM170 224V223H169ZM179 224V223H178ZM181 224V223H180ZM194 224V223H193ZM199 224H200V222H199ZM215 224V223H214ZM228 224H229V222H228ZM59 223H58V228L56 227H54V226H48V230H49V235L54 239V241H52V242H56L59 246H61V248H62V239H63V234H62V231H61V228L59 229ZM88 225V224H87ZM136 225H138V224H136ZM183 225V226H184ZM206 225V224H205ZM210 225V224H209ZM209 225H207V228H211V227H208ZM215 225H218V224H215ZM12 226V225H11ZM43 226H44V224H43ZM120 226V225H119ZM129 226V225H128ZM140 227L142 226V225H139ZM144 226V225H143ZM179 226H181V225H179ZM178 226V227H179ZM183 226H181V228L180 229H182L183 228ZM195 226V225H194ZM193 226V227H194ZM201 226V225H200ZM62 227V226H61ZM94 227V226H93ZM185 227H186V225H185ZM187 227H189V226H187ZM186 227V228H187ZM191 227V226H190ZM198 227H199V225H198ZM221 227H222V225H221ZM220 227V228H221ZM12 228H14V225L12 226ZM46 228V227H45ZM165 228V227H164ZM206 228V227H205ZM15 229V228H14ZM47 229V228H46ZM90 229V228H89ZM120 229V228H119ZM219 228H217V227H213V228H211L210 230H207V229H205V230H202V231H205V232H203L202 234L203 235H199L200 236V238L201 237H206V236H209V235H212V233L214 234V233H216L217 232V230H218ZM222 229H219V230H222ZM171 230V232H172V229H170ZM196 230H198V229H196ZM237 230H238V232H237ZM12 231H13V229H12ZM11 231V232H12ZM123 231V230H122ZM121 231V232H122ZM184 231V230H183ZM190 231V230H189ZM195 231V230H194ZM201 231V230H200ZM16 232V231H15ZM148 232V231H147ZM151 232V231H150ZM175 232H177V231H175ZM237 232V233H236ZM48 233V232H47ZM107 233V235H105ZM126 233V232H125ZM167 233H168V231H167ZM182 233V232H181ZM188 234H189V232H187ZM218 233V232H217ZM235 233H236V235H235ZM12 240L14 241V243H17L18 241H17V238L15 237V234L12 232ZM45 234V233H44ZM128 234V233H127ZM177 234V233H176ZM197 234H199L198 232H197ZM239 234V235H238ZM153 235V234H152ZM157 235H158V233H157ZM178 235V234H177ZM181 235V234H180ZM191 235V234H190ZM219 235V234H218ZM46 236V235H45ZM98 236V235H97ZM114 236V235H113ZM112 236V237H113ZM170 236H171V234H170ZM195 237H196V234L194 235ZM198 236V237H199ZM109 237V238H108ZM172 237V236H171ZM181 237V236H180ZM184 237H186V235L184 236ZM190 237H192V236H190ZM194 237V238H195ZM218 237V238H219ZM234 237V238H233ZM169 238V237H168ZM189 238V237H188ZM213 238H215V237H213ZM217 238V237H216ZM101 239H99V241L101 240ZM173 239V238H172ZM197 239V238H196ZM210 239H211V237H210ZM129 240V239H128ZM141 240V239H140ZM169 240V239H168ZM183 240H187V238L185 239H183ZM192 240V239H191ZM194 240V239H193ZM222 240H220V241H222ZM161 241V240H160ZM165 241V240H164ZM177 241V240H176ZM188 241V240H187ZM195 241V240H194ZM212 241V240H211ZM214 241V240H213ZM218 241V240H217ZM49 242V241H48ZM108 242V241H107ZM138 242V241H137ZM168 242H170V241H168ZM84 243V242H83ZM82 243V244H83ZM110 243V242H109ZM108 243V244H109ZM134 243V242H133ZM141 243V242H140ZM205 243H206V245H207V241H205ZM219 243V242H218ZM220 243H222V242H220ZM52 244V243H51ZM80 244V243H79ZM107 244V245H108ZM115 244V243H114ZM164 244H166V243H164ZM170 244V243H169ZM228 244H230V243H228ZM17 245H18V243H17ZM78 245V244H77ZM112 245V244H111ZM146 245V244H145ZM150 245V244H149ZM196 245V244H195ZM205 245V246H206ZM212 245V243L210 244V245H208V246H206V248L208 249V250H210L211 252H212V247H209V246H211ZM214 245V244H213ZM216 245V247H215V249L217 248V243L215 244ZM214 245V246H215ZM218 245H220V244H218ZM223 245V246H224ZM54 246V245H53ZM73 246V245H72ZM110 246V245H109ZM169 246V245H168ZM167 246V247H168ZM183 246H185V244L183 245ZM190 246V245H189ZM194 246V245H193ZM192 246V247H193ZM226 246H224L223 248H221L222 247V244H221V246H219L221 249H220V252L221 251H223V250H225L226 248ZM230 246V245H229ZM229 246H227V247H229ZM241 246V247H242ZM57 247V246H56ZM74 247V246H73ZM114 247H116V246H114ZM118 248H119V246H117ZM116 247V248H117ZM121 247V246H120ZM161 247V246H160ZM191 247V246H190ZM76 248V247H75ZM117 248V249H118ZM144 248V247H143ZM180 248V247H179ZM182 248V247H181ZM181 248H180V250H181ZM198 248V247H197ZM63 249V248H62ZM148 249V248H147ZM176 249H177V247H176ZM186 249V248H185ZM193 249V248H192ZM214 249V248H213ZM214 249V250H215ZM236 249V248H235ZM75 250V249H74ZM100 250V249H99ZM138 250V249H137ZM140 250H142V249H140ZM140 250H138V251H140ZM145 250V249H144ZM155 250V249H154ZM153 250V251H154ZM157 250V249H156ZM163 250V249H162ZM167 250V249H166ZM188 250V249H187ZM190 250V249H189ZM213 250V252H215ZM239 250H241V249H239ZM54 251V250H53ZM63 251V250H62ZM73 251V250H72ZM79 252L78 251V249H76L74 252ZM101 251V250H100ZM131 251V250H130ZM164 251V250H163ZM182 251H183V249H182ZM191 251H193V250H191ZM197 251V250H196ZM219 251V249L217 250V252ZM226 251V250H225ZM230 251V250H229ZM242 251V252H243ZM181 252V251H180ZM209 252V251H208ZM39 253V252H38ZM71 253V252H70ZM160 253V252H159ZM222 253V252H221ZM230 252H228V254H229ZM239 253H240V251H239ZM31 254V253H30ZM51 254H52V252H51ZM73 254V253H72ZM79 254V253H78ZM154 254V253H153ZM153 254H151V255H153ZM162 254V253H161ZM209 254L211 255L212 253H210L209 252ZM242 254V253H241ZM76 255V254H75ZM74 255V256H75ZM156 255H157V251H156ZM191 255V254H190ZM235 254H233V256H234ZM63 256V255H62ZM74 256H72V257H74ZM76 256H78V255H76ZM75 256V257H76ZM79 256H81V255H79ZM224 256V255H223ZM222 256V257H223ZM226 256H228V255H226ZM59 257V256H58ZM82 257V256H81ZM81 257H80V259L78 260V261H80L81 260ZM162 257V256H161ZM194 257V256H193ZM215 257V256H214ZM230 257V255L228 256V257H226V258H229ZM235 257V256H234ZM255 257V256H254ZM254 257H252V258H254ZM54 258V257H53ZM155 258V257H154ZM197 258V257H196ZM240 258V257H239ZM238 258V259H239ZM73 259V258H72ZM76 259V258H75ZM224 259H225V257H224ZM231 259V258H230ZM230 259H229V262H230ZM241 259V260H242ZM173 260V259H172ZM235 260V259H234ZM252 260V259H251ZM59 261V260H58ZM61 261V260H60ZM59 261V262H60ZM171 261V260H170ZM222 261V260H221ZM225 261V260H224ZM231 261L233 262V258L231 259ZM257 261V260H256ZM255 261V262H256ZM204 262V261H203ZM228 262V263H229ZM240 261H238V263H239ZM251 262V261H250ZM254 262V261H253ZM262 262V261H261ZM260 262V263H261ZM213 264H215L214 262H212ZM241 263H243L242 261L239 263V264H241ZM249 263V262H248ZM257 263V262H256ZM255 263V264H256ZM188 264H190L189 262H188ZM195 264V263H194ZM199 264V263H198ZM253 264V263H252ZM263 264H264V262H263Z\"/></svg>",
    "mask_w": 264,
    "mask_h": 264
}]
</instances>
